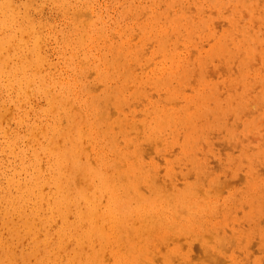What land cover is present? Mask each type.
<instances>
[{"label":"bare ground","instance_id":"obj_1","mask_svg":"<svg viewBox=\"0 0 264 264\" xmlns=\"http://www.w3.org/2000/svg\"><path fill=\"white\" fill-rule=\"evenodd\" d=\"M19 0H17L18 2ZM33 0H30V1H26L25 3L27 5H25L23 7V9L21 10L17 4V2L15 3L14 0H0V137H1V140H0V225H2L4 228H6L7 232H3V234H7L8 233V237L5 238L4 236H0V264H18V261H21V259L23 261H25L27 259L28 256H24V254H20V255H15L13 254V251H12V246L15 242H17L16 240H19L23 234H26V235H30L31 236V250L29 252V255H34L35 259V263H30V264H107L108 260L107 259L109 257L112 258V264H142V259L144 258V262L147 261L145 260V254L147 253L146 255V259H150L149 261H151L152 263H149V264H153V260L152 259H156L155 257L153 258L152 256H150L151 253L154 254V252L156 253V255H158V252L157 250L154 251L153 247H156V244L158 245L159 247V244L156 243V236H158L157 234H155L156 232H161V230L157 231L155 230L157 227L160 226V229H161V225L162 226H167L169 225L168 227V230L172 231V229H174V227L177 228V223L179 224L180 223V219L181 221L185 220L186 222L183 221V224L181 225V227H186V223L189 224V227H193L192 229H194V227L197 226V222L199 221L200 219V216L206 220L209 221V214H210V211H211V208H212V212L216 211L213 209L219 204L217 203L215 200H213L215 197H216V200L218 199L217 196L219 197V195H215L216 193L218 194L219 193V190H215V188H219V184L221 185L222 183H219L220 180H223V179H219L218 180V186L216 185H213L211 187V190L208 189V192L205 190V188H203V186H207L206 184L207 183V178H205V184L201 187H199V179L198 181L195 180V181H192V182H187L184 187L180 190H169V188L171 187L170 185L173 184V181L171 182L170 180V183H169V188L166 187L167 185L164 184L163 180L160 181V177L163 175V173L160 171L159 173H162L161 176L159 177H156L158 176L157 173L156 175L152 174V171L149 172L150 169L148 170H143L141 171L138 167H135L134 165H136V161L133 160V156H132V160L135 161V164L133 162L134 165L132 164H129L127 162V168H134L132 169L133 171L132 172H128L127 171V168L125 169H120V167H124V166H120V167H117L116 166V162H115V159L116 157H114V159L111 160V158H109L110 155V150L113 149L114 147V136H113V133L111 132L112 129V125L115 124L116 120L114 119L112 121H107L109 120L107 116H109L108 114H110V112H112L111 110H109L110 112L107 114V109L110 107V105L108 104L109 103V100L110 102L112 101V99H116L118 100V98H120L121 101L122 98L124 100H127L128 99V103L125 101L126 105L127 104H130L131 102H133V100L131 102H129V98L130 97H134L133 99L137 98V96L139 95V92L141 91H144L143 89H141V91H131L130 89L132 88L133 90V87H135L134 83H132L130 86L133 85V87H130L129 84L133 81V76H132V72L135 71L134 70V67L137 65L136 63L134 64V61H136L138 59V57L140 58V56H138L139 54L137 53V50L134 48V46H130V45H127L124 43L123 40H126L127 41V36L124 37V38H121V40H119L118 42L115 43V41H108L106 39L103 38L102 35H105L107 37H109V34L106 35V30H105V27L103 25H106V24H102L101 21L102 20V16H100L97 11H95L93 5L92 4V0L89 1V0H40L39 3L36 5V6H42L43 3L42 1H49L51 2L53 5H51V8H53L55 11L56 8L58 10H60L63 14H69L67 16V22H65L68 26L67 30L65 29L60 31L61 35L60 36H51L50 37H54L56 39V41H59L57 45V48L60 49V54H57L59 55V59L56 60L55 58V62L53 61L54 59H48L47 55H46V50H45V33H43V31L45 32V29L48 27L47 25V18L42 15V14H39L36 16L34 15L33 11H34V4L32 5V2ZM95 1V0H93ZM106 1V0H105ZM109 1V0H108ZM120 2V0H118ZM123 1V0H122ZM131 1V0H130ZM160 1V0H159ZM188 1V0H186ZM185 1V2H186ZM191 1V0H190ZM194 1V0H192ZM196 1V0H195ZM242 1V0H241ZM239 1V2H241ZM248 2V4L250 3V1L246 0ZM113 1H111L112 3ZM117 2V1H116ZM134 2V1H133ZM142 2V1H141ZM164 2L163 0H161V3ZM168 2V1H167ZM175 2V1H174ZM173 2V3H174ZM197 2V1H196ZM202 2V1H201ZM23 3V4H25ZM97 3V2H96ZM131 3V2H130ZM137 3V2H136ZM150 3H151V0H150ZM149 3V5H150ZM153 3V2H152ZM151 3V4H152ZM156 3V2H155ZM184 4V1L182 0V2ZM187 3V2H186ZM185 3V4H186ZM214 3V2H213ZM224 4V2H222ZM244 3V1L242 2ZM20 4V3H19ZM48 4V3H47ZM106 4V3H104ZM110 4V3H109ZM107 4V5H109ZM154 4V3H153ZM157 4V3H156ZM165 4V3H164ZM164 4L162 7H164ZM179 4V3H178ZM182 4V5H183ZM197 4V3H195ZM199 4V3H198ZM218 4V3H217ZM221 4V3H220ZM246 4V3H245ZM251 4L254 6L253 2H251ZM114 5V3H113ZM121 5V4H120ZM140 5V4H139ZM166 5V4H165ZM176 5V4H175ZM191 5V4H190ZM243 5V4H242ZM241 5V6H242ZM250 5V6H252ZM46 6V5H45ZM128 6V5H127ZM146 6V5H145ZM148 6V5H147ZM159 6H160V3H159ZM218 6V5H217ZM233 6V4H232ZM237 6V5H234V7ZM43 7V6H42ZM96 7V6H95ZM108 7V6H107ZM121 7V6H120ZM132 5L130 6L129 9H131ZM169 7V6H168ZM167 7V8H168ZM172 7H175L174 5ZM201 6H199V9H200ZM205 7V6H204ZM210 6H208L209 8ZM212 7V6H211ZM210 7V8H211ZM238 7V6H237ZM248 7V6H247ZM46 8H48V6H46ZM45 8V9H46ZM102 8V7H101ZM116 8V7H115ZM122 8V7H121ZM142 8V7H141ZM158 8V7H157ZM156 8V9H157ZM188 8H190L189 10H195V9H191V6H189ZM198 8V7H197ZM243 8V7H242ZM251 8V7H250ZM105 9V8H103ZM102 9V10H103ZM119 9V8H118ZM123 9V8H122ZM156 11L155 8H152ZM163 9V8H162ZM161 9V10H162ZM170 10H172L171 8H169ZM176 9H177V6H176ZM179 9V8H178ZM183 9V7H182ZM205 9V8H203ZM235 9V8H234ZM50 10V8H49ZM89 10L90 13H92L93 15H95L94 17V20H92L90 17L89 18H86L87 15H85L86 13H89L87 12ZM100 10V9H99ZM114 9H112L113 11ZM138 10V9H137ZM146 10V8H145ZM144 10V11H145ZM149 10H151V6H150V9H148V12H146L147 14L150 12ZM174 10V9H173ZM188 10V9H187ZM106 11V10H105ZM109 10H107L108 12ZM111 11V9H110ZM115 11V10H114ZM113 11V13H114ZM118 11V10H116ZM115 11V12H116ZM143 12H139L140 15H143L142 13ZM160 11V9H159ZM167 11V10H166ZM164 11V12H166ZM175 11V10H174ZM178 11V10H176ZM181 11V10H180ZM192 11H190L192 13ZM196 11V10H195ZM206 11V9H205ZM248 11H250L248 9ZM100 12V11H98ZM107 12H106V15H107ZM189 12V11H187ZM194 12V11H193ZM203 12V11H202ZM42 13V12H41ZM46 13V12H45ZM60 13V12H59ZM89 13V14H90ZM109 13V12H108ZM118 13V12H117ZM116 13V14H117ZM128 12L126 11L124 14H127ZM156 13V12H154ZM161 13V12H160ZM172 13V11H169L168 12V15H173V14H170ZM178 13V12H177ZM191 13H190V16H191ZM220 13V12H219ZM223 13V12H222ZM221 13V14H222ZM233 13V11H232ZM250 13V12H249ZM253 13H254V10H253ZM256 14H258V12H255ZM264 13V12H263ZM105 14V13H103ZM138 14V13H137ZM151 15V13H149ZM157 14V13H156ZM155 14V15H156ZM175 14V13H174ZM199 14V12H198ZM201 14V13H200ZM199 14V15H200ZM238 14V12H237ZM255 14V15H256ZM55 15V14H54ZM109 15V14H108ZM107 15V16H108ZM118 15V14H117ZM130 15V14H129ZM128 15V16H129ZM164 15V14H163ZM167 15V16H168ZM183 15V14H182ZM205 15V14H204ZM233 15V14H232ZM235 15V14H234ZM233 15V17H234ZM262 15V13H261ZM260 15V16H261ZM50 16V15H49ZM57 16V15H56ZM65 16V15H64ZM90 16V15H89ZM115 16V14H114ZM113 16V17H114ZM126 15V17H128ZM137 16V15H136ZM144 16H145V13H144ZM143 16V17H144ZM185 16V15H184ZM193 16V14H192ZM202 16V14H201ZM92 17V16H91ZM142 17V16H140ZM147 17V16H146ZM149 17V16H148ZM157 17V15L155 16ZM174 17V16H173ZM178 17V16H177ZM171 18L170 16V21L171 20H174L175 22H178L177 19L178 18ZM186 17H189L186 15ZM195 17V16H194ZM193 17V18H194ZM210 17V16H209ZM46 18V19H45ZM106 18V17H105ZM108 18V17H107ZM110 18V17H109ZM117 18V17H116ZM125 18V17H124ZM133 18V17H132ZM139 18V17H138ZM152 19V17H150ZM197 18V16L195 17ZM229 19H231L230 17H228ZM111 19V18H110ZM150 19V20H151ZM162 19L160 23L163 22V18H160ZM180 19V18H179ZM178 19V20H179ZM263 19V18H262ZM52 20V18H51ZM105 20V19H104ZM122 20V19H121ZM124 20V19H123ZM134 19H132L131 21H133ZM138 20V19H137ZM149 20V21H150ZM153 20V19H152ZM151 20V21H152ZM156 20H158V18H154L153 21L156 22ZM166 20L167 17H166ZM186 20V19H185ZM208 20V18H207ZM234 20V19H233ZM243 20V19H242ZM261 21V19H259ZM59 21L58 20V25L59 26ZM66 21V19L64 20ZM107 21V20H106ZM111 21V20H110ZM108 21V22H110ZM143 21V20H142ZM148 21V22H149ZM152 21V22H153ZM181 21V20H180ZM189 21V20H188ZM186 21V22H188ZM205 21V20H204ZM203 21V22H204ZM211 21V20H210ZM213 21V20H212ZM230 21V20H229ZM239 21V20H238ZM104 22V21H103ZM107 22V23H108ZM130 22V21H129ZM128 22V23H129ZM150 22V24L152 23ZM153 23V24H156V23ZM165 22V21H164ZM191 22V21H190ZM195 22V21H194ZM198 22V21H197ZM206 22V21H205ZM223 22L224 19H223ZM262 22V21H261ZM100 23V24H99ZM125 23V21H124ZM132 23V22H131ZM144 23V22H143ZM160 23H159V26L156 27H152L149 23L148 27H152V29L156 28L158 29L160 27ZM193 23V22H192ZM200 23V22H199ZM207 23H211V22H207ZM214 23V21H213ZM226 23V22H225ZM242 24V22H240ZM248 23V22H247ZM263 23V22H262ZM71 24V25H70ZM127 24V23H126ZM125 24V25H126ZM142 24V23H141ZM158 24V23H157ZM164 24V23H163ZM167 24V22L165 23ZM173 24V23H172ZM188 24V23H187ZM198 24V23H197ZM204 24V23H203ZM234 24V23H233ZM239 24V23H238ZM244 24V23H243ZM108 25V24H107ZM109 25H112L109 23ZM108 25V27H109ZM124 25V27H125ZM129 25H131L129 23ZM168 25V24H167ZM171 25V24H169ZM168 25V26H169ZM176 25V24H175ZM178 25V24H177ZM184 25V24H183ZM182 25V26H183ZM190 25V24H189ZM128 26V25H127ZM126 26V27H127ZM132 26H133V29L135 28L133 23H132ZM141 26V25H140ZM163 26V25H162ZM167 27V29H169ZM191 26V25H190ZM189 26V27H190ZM203 26V25H202ZM208 26V25H207ZM215 26V25H214ZM236 26V25H235ZM234 26V27H235ZM238 26V25H237ZM243 26V25H242ZM251 26V25H250ZM52 27H54L55 29V26L53 25ZM51 27V28H52ZM86 27H89V29H87ZM115 27V26H114ZM125 27V28H126ZM175 28H177L176 26H174ZM186 27V26H185ZM192 27V26H191ZM209 27L210 24H209ZM208 27V29H209ZM216 27V26H215ZM214 27V28H215ZM228 27L229 24H228ZM239 27V26H238ZM244 27V26H243ZM247 27V26H246ZM58 28V27H57ZM61 28H64V27H61ZM66 28V27H65ZM113 28V27H112ZM118 28V27H117ZM143 28L146 30L148 28L146 27H142V31H143V34H144V30ZM171 30H175V28H173V26H171ZM183 28V27H181ZM198 28V27H196ZM203 28V27H202ZM205 28V26H204ZM217 28V27H216ZM223 28V27H222ZM49 29V28H48ZM107 29V27H106ZM119 29V28H118ZM121 29V28H120ZM119 29V30H120ZM124 29V28H123ZM122 31H116V33H119V34H122L123 30ZM136 29H138L136 27ZM151 29V28H150ZM148 29V32L149 30ZM151 29V30H152ZM165 31H166V28H164ZM193 29V28H192ZM224 29V28H223ZM244 29V28H243ZM130 30V29H129ZM135 30V29H134ZM161 30H162V27H161ZM170 30V32H171ZM181 30V29H180ZM188 30V29H187ZM194 30V29H193ZM196 30V29H195ZM194 30V31H195ZM229 30L230 32V29H227ZM226 30V31H227ZM246 30V28H245ZM244 30V32H245ZM248 30H249V27H248ZM54 31V30H52ZM56 31V30H55ZM58 31V29H57ZM115 31V30H114ZM128 31V29H127ZM127 31H126V34H127ZM136 31V30H135ZM139 31V30H137ZM137 31L135 33V36L137 34ZM154 31V30H153ZM152 31V32H153ZM156 31V30H155ZM159 31V30H158ZM164 31V35L166 33H169L168 30L165 32ZM178 32V29L176 30ZM183 31V29L181 30V32ZM198 31V30H197ZM210 31V30H208ZM216 31V30H215ZM221 31H224L225 34L227 33L225 30H221ZM233 31V30H231ZM236 29H235V33H236ZM258 31V30H257ZM50 32V31H49ZM122 32V33H121ZM130 32V31H129ZM140 32V31H139ZM151 32V31H150ZM151 32V34H152ZM163 32V30L161 31ZM196 32V31H195ZM207 32V31H206ZM205 32V34H207ZM250 32V30H249ZM248 32V33H249ZM47 33V32H46ZM111 34H113L114 32H110ZM125 33V31H124ZM158 36L160 32L157 33V31L155 32ZM176 33V32H175ZM184 33V32H183ZM182 33V34H183ZM188 33V32H187ZM190 33V34H189ZM188 34L191 35L192 32H189ZM199 33V32H198ZM221 33V32H220ZM234 33V31L232 32ZM235 33H234V37L235 36ZM239 33V32H238ZM237 33V34H238ZM241 33V31H240ZM257 33V32H256ZM58 34V33H57ZM56 34V35H57ZM102 34V35H101ZM134 35V33H132ZM147 34V33H146ZM145 34V35H146ZM150 34V36H151ZM154 34V33H153ZM156 34H154V36H156ZM169 34H166L163 38L166 37L167 40L170 41V39H168V35ZM173 34V33H172ZM180 33L178 32V35ZM210 34V33H209ZM223 34V33H222ZM222 34L221 36H219L218 38L220 39V37H222ZM229 34V33H228ZM227 34V36H228ZM231 34V32H230ZM252 34V35H251ZM250 35L251 36H254L253 33H251ZM260 34V33H259ZM55 35V34H54ZM142 35V34H141ZM163 35V34H161ZM188 35V36H189ZM204 35V34H202ZM212 35V34H210ZM220 35V34H219ZM240 35V34H239ZM245 34H243V36L241 37H245L244 36ZM112 36H115L116 35H112ZM130 37V33L128 35ZM134 36V37H135ZM140 36V35H139ZM147 36V35H146ZM144 35L140 36V38L142 37H146ZM148 36V38L150 37ZM156 36V37H158ZM171 35H169V38H170ZM177 36V35H176ZM181 36V34H180ZM192 36V35H191ZM199 36V34H198ZM201 36V35H200ZM209 36V35H208ZM262 36V35H260ZM259 36V37H260ZM48 37V35H47ZM105 37V38H106ZM132 38L135 39V38ZM138 37V36H137ZM152 37V36H151ZM150 37V39H152ZM156 37H153L154 41H155V38ZM162 37V36H161ZM174 37V36H173ZM210 37V36H209ZM207 37V38H209ZM212 37V36H211ZM240 37V36H239ZM240 37V38H241ZM257 37V40L258 38ZM110 38H111V35H110ZM114 38V37H113ZM118 38V37H117ZM116 38V40H117ZM140 38H136L137 39H140ZM147 38V39H148ZM161 41H159V43L161 42L162 44V48H163V45L165 48H167L165 45V39ZM188 38V37H187ZM195 38H196V35H195ZM200 38V37H199ZM206 38V37H205ZM217 38V37H216ZM223 38H226L223 37ZM230 38V37H229ZM239 38V39H240ZM129 39V38H128ZM145 39V38H144ZM144 39H141L143 40L144 42L146 41L147 45H151L149 43V39L147 40H144ZM174 38H172V40H174ZM181 38L178 37V39L176 40H180ZM186 39V37H185ZM191 39V38H190ZM201 40L204 39V38H200ZM212 38H209V41H211ZM233 39V37H232ZM236 39V38H234ZM233 39V40H234ZM245 39V38H243ZM250 39V38H249ZM47 40V39H46ZM49 40V38H48ZM110 40V39H109ZM130 40V39H129ZM128 40V41H129ZM159 40H160V37H159ZM166 40V42H167ZM175 41V44H173L172 42V46L174 45V48L176 46L179 47V45H176V43L178 41ZM188 40V39H187ZM206 41L203 42V44L207 43V39H205ZM217 39H215L214 42H217L216 41ZM222 40V39H221ZM228 40H231L230 39H227L226 42ZM256 40V38H255ZM253 40L252 44H253V47L257 44V42H260L261 40L263 41V39L260 40L259 38V41H255ZM55 41V40H54ZM135 41V40H134ZM142 41V42H143ZM148 41V42H147ZM191 41V40H189ZM189 41L187 42V44L189 43ZM220 41V40H219ZM218 41V42H219ZM223 41H225L223 39ZM235 41V40H234ZM238 41V40H237ZM242 40H239V43H241ZM254 41L256 42V44H254ZM105 42H108L109 44L113 45V48L111 47H108L109 49H107L106 51H104L103 49V52H100V53H97V50L96 52L92 53L91 50L93 49L92 47H94L95 45H100V44H104ZM141 42V43H142ZM143 42V43H144ZM150 42H153L152 40H150ZM156 42H157V38H156ZM182 42L184 43L185 41L182 40ZM197 42V41H196ZM201 42V41H200ZM200 42L198 43L199 44V47L201 49V46H200ZM213 43V41H211ZM246 41L244 40V42L242 41V43L240 44L242 46V44H246L247 46V43H245ZM250 42V41H249ZM264 42V41H263ZM56 43V42H55ZM63 44H65L66 47H64ZM139 43V41H138ZM144 43V44H146ZM149 43V44H148ZM164 43V44H163ZM170 43V45H171ZM179 43V42H178ZM195 43V42H193ZM237 45V47H239L240 45ZM48 44V43H47ZM46 44V45H47ZM50 44V43H49ZM52 44V43H51ZM109 44H106L107 46ZM156 44V43H154ZM169 44V43H168ZM182 44V43H181ZM186 44V43H185ZM183 44V46L185 45ZM186 44V45H187ZM191 45L192 42L190 43ZM202 44V46H203ZM219 44H221L222 46L215 44L213 43V45L215 46L216 49H218L219 47V50L222 49V51L224 50H227V48L224 49V46L226 44H229V43H222V41L219 42ZM233 44V43H231ZM236 44V42H235ZM55 45V44H54ZM105 45V48H107V46ZM145 46V45H142L143 48L146 49V47L148 46ZM185 45V46H186ZM191 45H190V48H191ZM197 45V44H196ZM209 45H211V43L209 42ZM230 45V44H229ZM249 45V44H248ZM261 45V44H260ZM110 46V45H109ZM145 46V47H144ZM153 47H155L154 45H152ZM181 46V45H180ZM181 46V47H183ZM212 46V45H211ZM217 46V47H216ZM228 46V45H226ZM232 46V45H231ZM235 45L233 44V47ZM240 46V47H241ZM262 46V45H261ZM261 46L259 48V50L257 49L258 52H260L261 50ZM48 47V46H47ZM56 47V46H54ZM159 47H160V44H159ZM158 47V48H159ZM170 47V46H169ZM169 47L167 48L168 49V53H169ZM205 47V46H204ZM203 47V48H204ZM208 47V46H207ZM243 47V46H242ZM249 47V46H248ZM51 48V47H49ZM96 48V47H95ZM137 48V47H136ZM142 48V49H143ZM187 48V47H185ZM202 48V49H203ZM209 48V47H208ZM207 48V49H208ZM211 48L213 49V46L210 47V49L208 50H211ZM235 48V47H234ZM256 48L257 46L255 47V49H251L250 47V51H255L254 53H251L254 54L256 56ZM53 49V48H52ZM138 49V48H137ZM156 49V48H154ZM177 49H182V48H177ZM188 49V48H187ZM193 49V51L195 49H197L196 47L194 48H191ZM190 49V50H191ZM199 49V50H200ZM233 49V48H231ZM242 49H245V48H242ZM242 49H238L235 51V53L238 51V54H240V56L243 54H241V51ZM249 49V48H248ZM101 50V49H100ZM139 50V49H138ZM147 50L145 51V56H146V53H147ZM161 52L164 51L163 49H160ZM178 50V51H179ZM182 50H185L186 49H182ZM189 50V49H188ZM199 50H198V54H201L202 53H199ZM206 50V49H205ZM228 50H230V48H228ZM50 51V50H49ZM48 51V52H49ZM58 51V49H57ZM56 50L54 52H57ZM143 51V52H144ZM151 51L153 52V49H151ZM166 51V50H165ZM175 51V49L173 50ZM176 51V55H178L179 53H181V50L178 52ZM192 51V50H191ZM197 51V50H196ZM195 52V55L193 56L195 58V56L197 55V53ZM216 51V50H215ZM247 51V50H246ZM99 52V51H98ZM140 52V51H139ZM156 52V50H154V53ZM160 52V53H161ZM167 52V51H166ZM171 52V51H170ZM192 52V54L194 53ZM201 52V50H200ZM205 51H203V55H205L206 53H204ZM213 52H214V49H213ZM212 50H211V53H213ZM219 52V51H218ZM232 52V50H231ZM240 52V53H239ZM262 52H264V50L262 49ZM50 53V52H49ZM148 53L150 54L151 52L148 51ZM167 53V54H168ZM174 53V52H173ZM188 51L185 53L187 55ZM245 53V52H244ZM53 54V53H52ZM140 54H143L142 52H140ZM148 54V56H149ZM152 54V53H151ZM155 54H158L159 55V51L158 53H155ZM154 54V55H155ZM172 54V53H170ZM175 54V53H174ZM174 54H173V58H171V56L168 58L169 61L172 59H174ZM189 54V53H188ZM209 54V52L207 53ZM221 54V51L220 53ZM219 54H217L219 56ZM223 56L225 53H223ZM222 54L220 55L221 58H223ZM228 54V53H227ZM226 54V55H227ZM231 55H233L232 53H230ZM260 54V53H258ZM258 54L256 57H258ZM164 57H165V53L163 54ZM175 55V56H176ZM185 55V56H186ZM191 55V53H190ZM202 55V56H203ZM212 55V54H211ZM216 54L214 53V56ZM215 56V57H218V56ZM237 55V53H236ZM235 56H232V57H236ZM247 56V54H245ZM250 55V56H251ZM254 55H253V58H254ZM262 55V54H261ZM264 55V54H263ZM262 55V56H263ZM53 56V55H52ZM153 56V54L151 55ZM151 56L149 57L151 59ZM179 56V55H178ZM181 56V55H180ZM179 56V57H180ZM184 56V55H183ZM200 56V55H198ZM207 55H205L206 57ZM212 56V57H214ZM239 55H237V58H238ZM239 56V57H240ZM245 56V58H247ZM249 56V57H250ZM142 57H144L143 55L141 56V59ZM147 57V56H146ZM158 57V56H156ZM154 58V61H157L158 59L157 58ZM179 57L176 56V60H175V63H171V65H168L167 63V60H166V65L167 66H163V68H160V73L156 76L154 73L153 75H155V80L153 82H155V86L157 85H161L162 83H164V80H168V79H173V78H176V77H179L181 78L180 76L182 75V77L185 75V73L188 72V69H187V64H186V61L187 60V57L190 59V56L187 55V57H185V59H183L182 57H180L181 59H179ZM192 57V55H191ZM209 58L211 56H208ZM206 57V58H208ZM225 57V56H224ZM226 57H229L226 56ZM231 57V56H230ZM231 57V58H232ZM248 57V59H249ZM256 57L253 59L256 61ZM261 57V56H260ZM264 57V56H263ZM52 58V57H51ZM145 58V57H144ZM143 58V59H144ZM160 58V57H158ZM193 58V59H194ZM197 58H200V57H197ZM197 58H195L197 60ZM220 57L216 58L217 61L218 60H221V58L219 59ZM230 58V59H231ZM233 60H235L236 62V58ZM242 59V56L240 57ZM239 58V59H240ZM245 58L244 61H245ZM259 58V57H258ZM139 59V60H141ZM146 59V58H145ZM148 59V57H147ZM149 59V60H150ZM157 59V60H155ZM192 59V58H191ZM190 59V60H191ZM192 59V60H193ZM202 59L205 60L204 56L202 57ZM214 58L210 59L211 61L213 60ZM224 59V58H223ZM226 59V58H225ZM225 59H224V62H225ZM229 59V60H230ZM238 59V60H239ZM241 59L239 60L240 62V65L242 64V61ZM263 58H261L260 60H262ZM152 60V59H151ZM163 62L165 61L164 59H162ZM201 59H198V62H200L202 64L201 61H199ZM209 61V59H207ZM206 60V61H207ZM252 60V61H253ZM259 61V59H257ZM146 60H143V61H140V62H145ZM159 61L161 62V60L159 59ZM207 61V62H208ZM227 63H228V60L226 59ZM248 61V60H247ZM250 61H251V57H250ZM251 61V62H252ZM264 61V59L262 60ZM261 61V62H262ZM151 62V61H150ZM160 62L157 61V63L160 64ZM197 61H193V71L192 72H196L195 73V76L197 73V68L196 67L198 65H195V63ZM206 62V64H207ZM221 62V61H220ZM223 60L220 64L224 63ZM230 62V61H229ZM233 62V61H232ZM249 62V61H248ZM251 62H249L251 64ZM260 62V61H259ZM142 63V64H143ZM146 63V62H145ZM148 63V62H147ZM162 63V62H161ZM209 63V62H208ZM216 63V61H215ZM215 63H213L215 65ZM254 64V62H252ZM258 63V62H257ZM256 63V64H257ZM264 62H262L261 65H264L263 64ZM62 64V65H61ZM159 64H156L155 65H159ZM190 64V63H189ZM204 64V63H203ZM204 64V65H206ZM218 63H216V66L218 67ZM225 64V63H224ZM222 64V65H224ZM237 65V62L235 63ZM260 64V63H259ZM61 65V66H60ZM134 65V67H133ZM140 65V64H139ZM146 65V64H145ZM153 67H154V62L152 63ZM151 65V66H152ZM161 65V64H160ZM208 65V64H207ZM206 65V66H207ZM214 65H208L209 67L212 66L211 68L212 69H216L217 71V68H213ZM227 64H225L226 66ZM233 65V64H232ZM240 65H237V66H240ZM243 65H247V64H243ZM60 66V67H59ZM149 66V65H148ZM199 66V65H198ZM205 66V67H206ZM208 66L206 67V69H210L208 68ZM221 66V65H220ZM224 66V67H225ZM236 66V67H237ZM250 67L252 65H249ZM59 67V68H58ZM137 67V66H136ZM135 67V69H136ZM143 67H145L143 65ZM150 67V66H149ZM148 67V68H149ZM158 67V66H156ZM154 67V68H156ZM167 67V68H166ZM204 67V68H205ZM223 67V68H224ZM227 67V66H226ZM235 66L233 65L232 68H234ZM236 67L234 69H236ZM245 67V66H244ZM249 67V68H250ZM254 67H257L256 69H258V66H255V64L253 65L252 68ZM262 68V66H260ZM139 68V67H137ZM220 68V67H218ZM230 66V69L231 71H233ZM241 68V67H240ZM243 68V66H242ZM58 69V71L56 70ZM143 69V68H141ZM145 69H147V67H145ZM152 67L150 68V71H151ZM221 69V68H220ZM220 69H218V71L220 72ZM227 69V68H226ZM225 69L226 72L224 73H228L227 70ZM229 69V71H230ZM246 69V72H247V68ZM251 69V68H250ZM255 69V70H256ZM157 70V69H156ZM190 70V69H189ZM199 70V68H198ZM237 70V69H236ZM261 70V69H259ZM94 73V79L97 81V84L99 83V85L101 86V91L100 93H91V86H92V81L88 82L87 80V76L90 75V73ZM145 71V70H144ZM147 71V70H146ZM149 71V70H148ZM153 71V70H152ZM206 71V70H205ZM212 71V70H211ZM210 71V72H211ZM215 71V70H213ZM211 72L209 73L208 72H204L203 74L204 75H201L202 73H200L199 71V74L200 77L204 76L203 78H205V75H209V74H214V72ZM215 71V73H216ZM217 71V72H218ZM222 71V70H221ZM224 71V70H223ZM230 71V72H231ZM241 72V70H239ZM239 71H235V72H238ZM245 71V70H244ZM250 71L252 72H258V70L256 71H253V69H251ZM56 72H58V74H56ZM159 72V70L157 71ZM249 72V71H248ZM262 72V71H261ZM260 72V73H261ZM137 72H135L136 74ZM140 73V72H139ZM141 73H143L141 71ZM140 73V74H141ZM146 72H144L145 74ZM194 73L190 74V72H188V75L189 77L191 75H194ZM223 73V72H222ZM223 73V74H224ZM233 74V72H231ZM230 73V74H231ZM259 73V74H260ZM138 74V73H137ZM220 74V73H219ZM231 74V75H232ZM257 74V78L259 77ZM151 75V74H149ZM229 75V74H228ZM227 75V76H228ZM238 75V74H237ZM262 75V74H260ZM91 76V75H90ZM137 76L139 75H136L135 77L137 78ZM142 76V75H141ZM139 76L138 79L141 77ZM144 76H148L147 75H144ZM187 76V75H186ZM186 76H184L183 78H185L186 80ZM211 76H214V75H211ZM216 76H218V74H216ZM214 76V77H216ZM220 76H225L224 75H220ZM220 76H218V78L216 79V82H218L217 80L221 81L220 80ZM242 76V75H241ZM243 76H244V72H243ZM246 76V74H245ZM244 76V78H245ZM250 76V75H248ZM247 76V77H248ZM253 76V74H252ZM252 76H250L252 78ZM188 77V78H189ZM198 77V76H197ZM207 77V76H206ZM214 77H212L214 79ZM232 77V76H230ZM229 77V78H230ZM238 76H236L235 78H237ZM246 77V79H248ZM249 77V78H250ZM263 77V75H262ZM90 78V77H89ZM150 78V77H149ZM148 78V79H149ZM196 79V77H194ZM243 77L240 78V82H241V79H244ZM249 79V82L250 83V80H253V79ZM253 78H255V76H253ZM261 78V76L259 77ZM143 79V78H142ZM154 79V77H153ZM206 79V78H205ZM204 79V80H205ZM227 79V78H226ZM233 79V78H232ZM245 79V80H246ZM262 79V78H261ZM261 79L260 82H261ZM137 80V79H136ZM182 80V79H181ZM184 80V82H185ZM202 80V79H201ZM203 80V81H204ZM208 80V79H207ZM212 80V79H211ZM210 80V81H211ZM223 80L224 77H223ZM228 80V79H227ZM238 79H235V80H228L226 81L227 83H229L231 81V83H233L232 81H234L235 83V86L236 84H239L240 82L237 81ZM245 80H242L245 81ZM257 80V79H256ZM259 80L257 81L256 84H259ZM145 81V79H144ZM150 82H146V88H148L149 85L147 84H151V79H149ZM178 81V79H177ZM180 81V80H179ZM188 81V80H187ZM191 81V78L189 79V82ZM195 82V80H193ZM192 81V82H193ZM209 81V82H210ZM237 81V82H235ZM247 81V80H246ZM255 81V80H254ZM253 81V82H254ZM141 82V81H140ZM139 82V83H140ZM174 82V80H173ZM199 82V81H198ZM214 82V81H213ZM222 82V81H221ZM220 82V83H221ZM225 82V81H223ZM252 82V83H253ZM256 82V81H255ZM96 83V82H95ZM137 82H135L136 84ZM186 83V82H185ZM233 83V84H234ZM247 83V84H248ZM145 84V82L142 84H140V86L142 87L143 85ZM165 84V83H164ZM171 84V83H170ZM179 84V83H178ZM191 84V83H190ZM189 84V85H190ZM200 84V82H199ZM197 84L198 86L195 85L194 87V90L195 92L197 93V95L195 96V103L198 105L197 106V110H192L191 111H188L187 109H183V112L186 114L184 115L185 118H180L182 117L183 115H177L176 113H172V112H168L167 110V119L165 120H162L161 118H159L158 116L157 117H152L151 116V119H150V123L152 124L150 126V131L151 129L152 130H155V135H156V139H160V140H155V141H151V140H146V143H148L147 141H150L149 143H157L158 141H161L162 138H158L160 137L159 135H162L161 132L163 130H165L166 128H171V127H176L178 124H180L178 122V119H182L183 121H186L188 119H190L192 116L193 118H191L189 120V122H187V126L190 125L189 123H191L192 119H194V115L197 116V115H200V117H202V115L204 116H207L210 112H211V109H213L211 107V109H208L207 107V98H208V101H210L212 98H215L212 96L211 98V93H208V94H203L201 91L204 90L203 89V85L202 84ZM207 84V83H206ZM211 84V85H210ZM214 84V83H213ZM219 85V82L217 83ZM226 84V83H224ZM241 84V83H240ZM243 84H246V82L242 83L240 86H242ZM246 84V86H248ZM264 84V83H263ZM95 85V84H94ZM98 85V87H99ZM138 85V83L136 84ZM168 85V84H167ZM215 85V84H214ZM227 85H230L227 84ZM227 85H225V89L227 87ZM251 85V83H250ZM252 85H255V84H252ZM251 85V86H252ZM97 86V85H96ZM96 86L94 87L96 89ZM128 86L130 87V92L128 91L129 94H125V91L126 89H128ZM139 86V88H141ZM171 86V85H169ZM194 86V85H193ZM193 86H190V87H193ZM214 87L212 86V83H209L208 87ZM217 86V85H216ZM222 86H223V83H222ZM233 86V85H232ZM230 85V89L232 87ZM239 86V85H238ZM238 86H236V90L238 89ZM240 86H239V89H240ZM244 86V85H243ZM244 86V87H246ZM137 87V86H136ZM145 87V86H144ZM151 87H154V86H151ZM172 87H176V86H172ZM190 87L188 86V88L190 89ZM232 87V88H233ZM254 86H252L251 88H253ZM100 88V87H99ZM150 88V87H149ZM160 90V87H156V89ZM197 88V89H196ZM221 88H224V87H221L220 86V89ZM250 88V86L248 87ZM247 88V89H248ZM138 89V88H137ZM151 89V88H150ZM173 89V88H172ZM177 88H175L176 90ZM187 89V88H185ZM188 89V90H189ZM192 89V88H191ZM190 89V91H191ZM219 89V90H220ZM234 89V90H235ZM94 90V89H93ZM98 90V88L96 89V91ZM181 90V89H180ZM217 90V91H219ZM233 90V94L234 91ZM242 90V89H240ZM244 90V89H243ZM251 90V89H250ZM150 92V90H148ZM148 91H144V92H147L149 93ZM153 91V90H152ZM151 91V92H152ZM157 91V90H156ZM164 91V90H163ZM162 91V87H161V90L160 92L158 93H161L163 92ZM185 91V90H184ZM189 91V92H190ZM193 91V90H192ZM212 89L209 91L211 92ZM220 91H226V90H220ZM220 91L219 93L217 92V94H220ZM232 89L229 91L231 92ZM238 91V90H237ZM249 91V89H248ZM248 91H243L244 93L247 92L249 96H251L249 94ZM252 91L251 90V94H252ZM167 92V91H165ZM164 92V93H165ZM173 91H171V94H172ZM228 92V91H227ZM239 92V91H238ZM154 93V91H153ZM153 93L150 94V96L153 98ZM163 93V94H164ZM175 93V92H174ZM184 94L183 95H180L178 94V97L179 95L181 96L180 99H182V96L184 97L185 95V92H183ZM205 93V92H204ZM222 93V92H221ZM142 95H144L143 93H141ZM155 94V93H154ZM162 94V93H161ZM162 94V95H163ZM166 95L167 98L168 97H174L173 95ZM224 94H227V93H224ZM232 94V95H233ZM241 94V92H240ZM246 94V93H245ZM124 95H128V98L124 97ZM147 95V94H145ZM157 95V93H156ZM176 95V94H175ZM214 95V94H213ZM237 95V94H236ZM247 95V94H246ZM247 95V96H248ZM141 95H139L138 97H140ZM148 96V95H147ZM149 96V97H150ZM158 96V95H157ZM165 96V95H164ZM165 96V98H166ZM220 96V95H219ZM218 96V97H219ZM224 97L226 95H223ZM230 97L227 96V98H232L231 97V94L229 95ZM234 96V95H233ZM243 96V94H242ZM143 97V96H142ZM155 97V96H154ZM209 97H210V100H209ZM217 97V99H218ZM236 97H240V96H236ZM234 97V98H236ZM245 98V96H243ZM40 98H43L44 99V105H36L35 104V111H36V114H37V117L38 119H36L37 121H34V120H31L29 119V113L30 111H32V103L35 99H40ZM158 98V97H157ZM166 98V99H167ZM169 98V99H170ZM251 100H253L252 98L253 97H249ZM142 99V98H141ZM148 100V98H144V100ZM150 99V98H149ZM168 99V100H169ZM179 99V98H178ZM177 99V96H176V100ZM215 99V100H217ZM227 99L226 103H229L231 101L232 103V100L234 101V99ZM239 99V98H238ZM247 99V97H246ZM249 99V100H250ZM256 98L254 97V100ZM260 98H258L259 100ZM119 100V101H120ZM143 100V99H142ZM141 100V101H142ZM145 100V101H146ZM151 100V99H150ZM154 100V99H153ZM163 100V99H162ZM161 100V96H160V101ZM165 100V99H164ZM167 100V102H168ZM171 100V99H170ZM183 100V99H182ZM206 100V101H205ZM253 100V101H254ZM256 100V101H258ZM136 100H134V103H135ZM149 101V100H148ZM173 101V99H172ZM174 101H175V97H174ZM184 101V100H183ZM182 101V102H183ZM192 101V100H191ZM206 103H205V102ZM229 101V102H228ZM261 101V100H260ZM40 102V101H39ZM139 103V99L138 101H136V103ZM144 102V101H143ZM142 102V103H143ZM158 102H159V98H158ZM165 102V101H163ZM177 103L181 101H176ZM174 102V103H176ZM239 102V101H238ZM251 102V101H250ZM137 103V105H138ZM166 103V102H165ZM209 103V102H208ZM237 103V102H236ZM240 103V102H239ZM238 103V104H239ZM242 103V102H241ZM240 103V104H241ZM248 103V102H247ZM252 103V102H251ZM259 103V102H258ZM108 104V106H107ZM148 104V103H147ZM146 104V106H147ZM172 104V103H171ZM191 104V103H189ZM210 104V103H209ZM208 104V105H209ZM213 104V103H212ZM216 104V102H215ZM221 104V103H220ZM219 104V105H220ZM223 104V103H222ZM246 104V103H245ZM256 104V107L258 106L257 102L255 103ZM116 105V103H115ZM167 105V104H166ZM179 105V104H178ZM214 105V104H213ZM234 105V104H233ZM250 105V103L247 104V106ZM253 105V103H252ZM113 107V105H111ZM130 106V105H129ZM145 106V104H144ZM145 106V108H146ZM161 106V105H160ZM168 106V105H167ZM166 106V108H167ZM192 106V105H191ZM211 106V105H210ZM223 106V105H222ZM221 105L220 106H217L215 105V108L216 107H222ZM242 106H243V103H242ZM241 106V108H243ZM246 106V107H247ZM255 106V105H254ZM25 107H28V108H25ZM108 107V108H107ZM116 107V106H115ZM125 107V106H124ZM140 107V106H139ZM137 108V106L135 105V108H137L138 112H140L139 110H141L140 108ZM148 107H151V105ZM147 107V108H148ZM156 107V106H155ZM183 107V106H182ZM190 106H188L187 108H189ZM194 107V106H193ZM192 107V108H193ZM245 107V108H246ZM249 107H252V106H248L247 108ZM107 108V109H106ZM111 108V107H110ZM126 109H124V112L125 110H127V106L125 107ZM131 108V107H130ZM152 108V107H151ZM154 108V107H153ZM158 108L160 109V107L158 106ZM174 108V107H173ZM191 108V107H190ZM195 108V107H194ZM231 108V107H230ZM245 108L242 110L243 112L245 111ZM129 109V107H128ZM165 109V108H164ZM220 109V108H219ZM219 109H217L216 111H218V113L215 111L216 115L219 114ZM234 109V108H232ZM253 109V110H252ZM255 108H250V112L252 111H255L254 110ZM119 110V109H117ZM133 109H130V113L134 114V111L136 110H133ZM136 110V111H137ZM145 110V109H143ZM158 110V109H157ZM221 110V109H220ZM229 110V109H228ZM240 110V109H239ZM247 111H245L244 113L247 114L249 113V109H246ZM120 111V110H119ZM118 111V112H119ZM149 111V110H148ZM163 111V110H162ZM223 111V110H222ZM114 112V113H113ZM113 115L115 114V110H113ZM151 111H149L148 113H150ZM158 113L160 112L159 110L157 111ZM178 112V111H177ZM180 112V111H179ZM232 112V110H230V113ZM251 112V113H252ZM112 113L110 115V117L112 116ZM121 113V112H120ZM128 113V112H127ZM143 113V112H142ZM146 113V111H145ZM152 113V112H151ZM182 113V112H180ZM194 113V114H193ZM229 112L226 113L227 114V117L228 114H230ZM234 113V112H232ZM241 113V112H239ZM136 114L138 115V113L136 112L135 113V116ZM141 114V113H140ZM242 114V113H241ZM244 114V115H245ZM35 115V114H34ZM119 115V114H118ZM144 115V113H143ZM152 115V114H151ZM162 115V112L161 114ZM164 115V114H163ZM211 115V114H210ZM213 115V114H212ZM243 115V114H242ZM128 116V114H127ZM133 115L130 116V118L132 117ZM140 116V115H139ZM203 116V117H204ZM222 116H225V115H222ZM240 116V114H239ZM238 116V118H239ZM9 117H11L12 119H14V123L16 124V126H19V127H22L21 129L19 128H16V129H9L8 127H5L3 126V122L6 121V123L8 122L9 120ZM118 117H121V116H117L115 118H117V124L116 125H113L115 126V129L114 131L116 130V128L118 129V127L120 129H118V132L119 130H121L122 132L125 131L126 133V130L127 132L130 131L128 130L130 127H132L131 125V122L128 123L129 121H132L133 125L135 122H138L134 120H130L129 117L126 118L124 117V120L123 119H119ZM148 117V116H147ZM165 116H163L164 118ZM199 117V116H198ZM202 117V118H203ZM226 117V116H225ZM224 117V118H225ZM241 117V116H240ZM114 118V117H112ZM136 118V117H135ZM141 118V117H140ZM166 118V117H165ZM207 118V117H206ZM206 118H203V122H204V119ZM214 118V117H213ZM212 118V119H213ZM217 118V117H216ZM223 118V117H222ZM234 118V117H233ZM236 120L238 119L236 116H235ZM234 118V119H235ZM127 119V123H128V126H130L129 128L127 127L126 125V120ZM129 119V120H128ZM131 119H134L133 117ZM142 119V118H141ZM147 118L145 117L143 119V121L141 122H144V120H146ZM196 119H199V118H196ZM201 119V118H200ZM209 119V118H208ZM207 119V120H208ZM219 119V118H217ZM216 119V120H217ZM230 119V118H229ZM137 120H138V116H137ZM180 120V121H182ZM202 120V119H201ZM200 120V121H201ZM210 120V119H209ZM208 120V121H209ZM226 120V119H225ZM223 120V121H225ZM125 121V122H124ZM140 121V119H139ZM194 121V120H193ZM207 121V122H208ZM228 121V119H227ZM226 121V123H227ZM106 122V125H107V122H112L111 124V127H108V129L103 128L102 127V124ZM141 122H138L139 125ZM147 122V121H146ZM196 123V121H194ZM205 122V123H207ZM246 122V121H245ZM182 123V122H181ZM198 123H199V127L203 125H200V122L198 120ZM207 125V124H205ZM217 123H219L217 121ZM9 125V123H7ZM109 124V123H108ZM130 124V125H129ZM137 124V123H136ZM135 124V126H136ZM143 124V123H142ZM149 125V123H147ZM146 124V125H147ZM209 124V122H208ZM11 125V124H10ZM105 125V124H103ZM118 125V126H117ZM126 125V127H125ZM147 125V128L143 127L145 126L144 124L142 125V128L143 130H145V133H147V135H151V134H148L149 132L148 131V126ZM224 125V123H223ZM227 125V124H226ZM232 125V124H231ZM181 126H183L181 124ZM186 128L187 126L184 125ZM183 126V127H184ZM196 126V124H195ZM198 126V125H197ZM196 126V127H197ZM202 126V127H203ZM211 126V125H210ZM215 126V125H213ZM225 126V125H224ZM137 127V126H136ZM135 127V128H136ZM139 127V126H138ZM188 127H191V126H188ZM201 127V128H202ZM209 127V125H208ZM114 128V127H113ZM125 128H128V129H125ZM141 128V126L139 127ZM137 128L135 130L134 133H136V131L138 132L140 129ZM180 128V127H179ZM175 129L177 130L178 132V129ZM186 128L184 130H186ZM200 128V129H201ZM183 129V128H182ZM196 129V128H195ZM199 129V130H200ZM206 129V128H205ZM204 129V130H205ZM220 129H223L222 127ZM110 130V131H109ZM142 130V131H143ZM183 130V131H184ZM189 129L187 128V131ZM192 130V129H191ZM190 130V131H191ZM113 131V130H112ZM132 131V130H131ZM130 131V133H131ZM134 131V129H133ZM141 131V132H142ZM168 131V129H167ZM190 131H188L189 133L186 134L184 133V136L182 137H177L179 139H182V142L180 141V144L183 145V150L184 151H188L187 148L188 147H192L193 146V143L190 144V141L192 142L193 138L192 137H195V133H199V131L196 132V130H192L194 133L192 136L190 133ZM214 131V130H213ZM116 132V131H115ZM173 132L175 133L176 131H174L173 129ZM176 132V133H177ZM180 133L182 131H179ZM204 132V131H203ZM210 131H208L209 133ZM221 132V131H220ZM112 133V135H111ZM120 133V132H119ZM125 133H124V136H125ZM129 133V132H128ZM133 133V132H132ZM144 133V132H143ZM160 133V134H159ZM164 133V132H163ZM167 132H165L166 134ZM168 133L170 134V131H168ZM176 133L175 135H171V136H176ZM122 134V133H120ZM120 134H117V138L116 139L117 141H119L118 144H120V141L119 140V137H120ZM141 134V133H140ZM154 134V133H153ZM158 134V136H157ZM168 134V135H169ZM182 134V133H181ZM207 134V132L205 133V135ZM213 134V133H212ZM123 135V134H122ZM127 135V134H126ZM136 135V134H135ZM138 135V133H137ZM141 135H144V134H141ZM155 135H152L154 136L155 138ZM209 135V134H208ZM210 135H211V132H210ZM210 135L207 136V141H210ZM119 136V137H118ZM134 136V135H133ZM163 136V135H162ZM161 136V137H162ZM170 136V135H169ZM177 136H180V134ZM192 136V137H191ZM201 136V134H200ZM198 136L197 139H195L196 141L198 140V138L200 137ZM136 138V136H134ZM132 137V138H134ZM139 138V136H137ZM150 137V136H149ZM172 137V140H170L171 142L173 140H177V138H174ZM191 137V138H190ZM143 140H144V137H142ZM146 138V137H145ZM152 138V137H150ZM149 138V139H150ZM167 138V137H165ZM211 138H212V135H211ZM153 139V138H152ZM164 139V138H163ZM192 139V140H190ZM201 140V137L199 138ZM205 139V136L203 138V140ZM140 140L141 137H140ZM199 140V142H201ZM127 141V140H125ZM137 141V140H136ZM167 143L169 142L168 140H166ZM165 141V142H166ZM178 141V140H177ZM206 141V143H207ZM123 142V141H121ZM163 140L161 141V145L164 144L162 143ZM174 142V141H173ZM126 143V142H125ZM165 143V144H167ZM170 143V142H169ZM179 143V142H178ZM198 143V141L196 142ZM124 144V143H123ZM128 144V142H127ZM127 144H124L127 145ZM130 144V143H129ZM136 144V143H135ZM142 144V143H141ZM145 144V143H144ZM153 144H151V149L149 148L150 144L147 146L146 144V149L149 148V152H152L153 150L156 151V149H153ZM174 144V143H172ZM190 144V145H189ZM200 144V143H199ZM205 144V142H204ZM202 142V145L205 146ZM117 145V144H116ZM132 144H130V147H131ZM137 146H139L138 142L136 144ZM155 145V144H154ZM157 145L160 146L159 142L157 143ZM156 145V146H157ZM177 145V143H176ZM180 145V146H181ZM201 145V146H202ZM118 146V145H117ZM129 146V145H128ZM135 146V145H134ZM142 146V145H140ZM169 146V147H168ZM166 147H168L167 149L170 150L171 148H173L175 145L170 146L168 145ZM178 146V145H177ZM197 146V145H196ZM89 147V148H88ZM113 147V148H112ZM129 147V148H130ZM136 147V146H135ZM135 147H133V149H135ZM145 147V146H144ZM163 147V145H162ZM161 147V148H162ZM165 145H164V149L166 148ZM199 147V146H198ZM198 147H196V151L200 153V150H198ZM209 145L207 144L206 148H208ZM155 148V147H154ZM157 148V147H156ZM170 148V149H169ZM201 148V147H200ZM205 148V147H204ZM138 149V148H137ZM153 149V150H152ZM178 147H176V151L173 150L176 152V155L174 156H177V155H180V153H178L177 151ZM182 149V148H181ZM193 149H195L193 147ZM203 149V148H202ZM132 150V149H131ZM141 150V149H140ZM152 150V151H150ZM163 150V148H162ZM172 150V152H173ZM204 151L206 149H203ZM208 150H211V149H208ZM125 151V147H124V150ZM129 151V150H128ZM133 151V150H132ZM131 151V152H132ZM136 150L133 151L132 154H134ZM138 151V150H137ZM136 151V152H137ZM165 151V150H164ZM171 151V150H170ZM182 151V150H181ZM183 151V152H184ZM193 151V150H192ZM204 151H202V153L200 154H203ZM116 152V151H115ZM121 152V151H120ZM143 152L144 151V148H143ZM148 152V150H147ZM157 152V151H156ZM154 152V153H156ZM163 152V151H162ZM162 152H160V157L162 155ZM169 151L165 152L166 154L163 153V158L162 159H166L164 158L165 155L168 156V153ZM174 152V153H175ZM196 152V153H197ZM211 152V151H210ZM117 153V152H116ZM118 153H119V150H118ZM141 153V152H140ZM173 153V154H174ZM186 153V155L188 157H185L186 160L190 157L191 153H187V152H184ZM207 154V151L205 152ZM121 154V153H120ZM119 154V155H120ZM137 154V153H136ZM134 154V155H136ZM141 154H146V153H141ZM148 154V153H147ZM157 154V153H156ZM156 154H154L155 156L154 157H157V159L159 158ZM182 154V153H181ZM193 154V153H192ZM199 154V155H200ZM128 155V154H127ZM143 155V156H144ZM170 155V154H169ZM204 155V154H203ZM124 156V159L126 161V156L125 154H123ZM129 156V155H128ZM149 156V155H148ZM166 156V157H167ZM207 156V155H206ZM135 157V156H134ZM173 157V156H171ZM202 156H199L200 160ZM123 158V157H121ZM120 158V159H121ZM129 158V157H128ZM146 158V157H145ZM148 158V157H147ZM161 158H159V161L161 160ZM169 159H166V160H170L171 158L168 157ZM177 158L178 160V157H175ZM191 158V157H190ZM189 158V159H190ZM207 158V157H206ZM124 159L122 160V162H124ZM144 159V158H143ZM156 159V160H157ZM181 162L185 161L183 160L182 158V155H181ZM193 159V158H192ZM191 159V160H192ZM205 159V158H204ZM42 160L44 163H42ZM150 160V158H149ZM166 160H164L165 162H167ZM195 157H194V161H195ZM198 160V159H197ZM146 161V160H145ZM151 161L153 162L154 159ZM150 161V162H151ZM163 160H161L160 162H162ZM162 162V163H165V162ZM171 161V160H170ZM169 161V162H170ZM175 161V160H174ZM141 161H139L140 163ZM172 162V161H171ZM178 162V161H177ZM181 162H179L181 164ZM186 162V161H185ZM190 161L187 160V162L185 163L186 164H190L191 163H188ZM259 162H261L259 160ZM176 163V162H175ZM175 163H174V166H175ZM202 163V162H201ZM254 163V162H253ZM257 163V162H256ZM255 163V164H256ZM141 164V163H140ZM152 164V163H151ZM151 164H148L151 165ZM156 164V163H154ZM161 164V163H160ZM160 164L158 166V168L160 167ZM168 164V162H167ZM178 164V163H177ZM203 164V163H202ZM202 164L200 166H202ZM207 164V162H206ZM254 164V165H255ZM117 165H119V163L117 162ZM169 165V164H168ZM179 165V164H178ZM194 165H196V163H194ZM145 166V165H144ZM173 166V167H174ZM181 166V165H180ZM188 166V165H187ZM199 166V168H200ZM253 166V165H252ZM152 167V166H151ZM161 167H164V165H162ZM172 167V166H171ZM183 168L181 169H185L184 166H181ZM186 167V166H185ZM194 167V166H192ZM164 168H167V167H164ZM180 168V167H179ZM187 168V167H186ZM143 169V168H142ZM159 169H163V168H159ZM173 169V168H172ZM176 169V166L174 167V174L173 173H170L171 175L173 174L174 176L178 175V180H180V177L182 174V177H183V173H175L177 172ZM178 169V167H177ZM189 170L191 169L188 168ZM194 170V168H192ZM168 170V169H167ZM170 170V169H169ZM168 170V171H169ZM180 169H178L179 171ZM188 170V172H189ZM192 170V171H193ZM159 171V170H158ZM166 171V170H165ZM171 171V170H170ZM190 170V173L192 172ZM155 172V171H154ZM184 172V171H183ZM187 172V173H188ZM194 173V172H192ZM191 173V174H192ZM208 173V172H207ZM213 173V172H212ZM125 174H129L130 175V184H129V181H127L128 183H126V175ZM189 174V173H188ZM190 174V175H191ZM198 174H199V171H198ZM211 174V171L210 173ZM188 176L187 174L185 175V178L188 177H193L192 175L191 176ZM164 176V175H163ZM168 176V175H167ZM207 176V175H206ZM212 175H210L211 177ZM171 177V176H170ZM213 177H218V175L216 174L215 176ZM163 177H161L162 179ZM173 178V177H172ZM194 178V177H193ZM198 178V177H197ZM201 175H200V177ZM215 178H212L216 181ZM184 179V178H183ZM188 179V178H187ZM192 179V178H191ZM190 179V180H191ZM211 179V180H212ZM160 182H159V181ZM165 180V179H164ZM167 181V179L165 180V182ZM213 181V180H212ZM214 181V182H215ZM224 181V180H223ZM221 181V182H223ZM162 182V183H161ZM180 182V181H178ZM182 182V185L184 184L183 182L184 181H181ZM181 182L179 184H177L179 187L181 186ZM203 182V183H204ZM144 184V188L146 189L147 188V193L145 191V193L141 192L142 191V188L140 190V184ZM167 183V182H166ZM140 185V186H139ZM176 185V184H175ZM47 186L48 189L45 191L44 190V187ZM143 186V185H142ZM130 190L127 191L128 188ZM210 187V186H209ZM214 187V190L216 191V193L213 191L212 194L213 195V199L211 198L212 195L209 194L211 193L212 191V188ZM223 187V186H222ZM143 189V190H145ZM220 189H221V186H220ZM210 190V191H209ZM201 191H204V193ZM205 196H204V195ZM127 195H132L129 197V199L127 198ZM207 195H211L209 196L211 199H208L207 198ZM222 195V194H221ZM224 197V199L221 198V200H223V202L225 201V196H222ZM221 200H219L218 202H220L221 204ZM238 200V199H237ZM236 200V201H237ZM240 200V199H239ZM243 200V198H242ZM235 201V202H236ZM215 202L217 203V205L215 204ZM226 202H229V201H226ZM229 204V203H227ZM215 205V206H214ZM226 205V204H225ZM224 205V206H225ZM232 205V204H231ZM230 205V206H231ZM236 205V203L234 204ZM214 206V207H213ZM229 206V205H228ZM219 207V205H218ZM227 207V205L225 206ZM217 208V207H216ZM221 207H219L218 209H220ZM224 208V207H223ZM226 209V208H225ZM225 209H222L223 211ZM229 209L233 210V208L229 207ZM221 210V209H220ZM230 210V214H232L233 211ZM226 211H229L228 210V207L227 209L225 210ZM219 212V211H216V213ZM222 211H220L221 213ZM73 213L75 215V218L72 220L69 219L70 217V214ZM228 215L230 216L229 212H227ZM218 214V213H217ZM223 214L226 215V213H222V214H218L217 216L221 219V216H222V219H223ZM44 215H46L44 218H42ZM58 216L60 218V222L58 223L56 229L54 230V235L53 237L52 236H49V235H44V237L42 239H39L38 237L41 236L39 235L38 236V232L39 230L42 231L43 230H47V226L50 225L51 223H53V220L56 216ZM193 215L197 216V219L196 217H194ZM215 213H214V216L215 217ZM72 216V215H71ZM228 216V217H229ZM254 216V215H253ZM211 217V216H210ZM212 217V218H213ZM226 217V218H228ZM180 218V219H179ZM199 218V219H198ZM211 218V219H212ZM217 218V217H215ZM218 218V219H219ZM225 218V217H224ZM183 219V220H182ZM204 219V220H205ZM221 219V220H222ZM254 219V218H253ZM57 222H58V219H56ZM201 220V219H200ZM203 220V221H204ZM216 220V219H215ZM220 220V221H221ZM213 223H214V220H212ZM219 221V220H218ZM56 222V221H55ZM202 222V221H201ZM210 222V221H209ZM217 222V221H216ZM224 222H227V224H224ZM233 221H227V219H224V221L222 220V222L219 224L220 227H221V224L223 223L224 226L226 227H231V229L234 230V228H232V226L234 225V222H233V225L231 226V224ZM200 223V222H199ZM203 223V222H202ZM205 223V221H204ZM207 223V222H206ZM219 223V222H218ZM56 224V223H55ZM195 224V225H194ZM201 224V223H200ZM212 224V223H210ZM217 224V223H216ZM176 225V226H175ZM202 225V224H201ZM204 225V224H203ZM202 225V227H203ZM206 225V224H205ZM208 225V223H207ZM215 225V224H214ZM218 225V224H217ZM217 225H215L217 227ZM55 225H53V228H54ZM223 226V227H224ZM257 226V225H256ZM50 227L52 228V224L50 225ZM188 227V226H187ZM186 229L193 231L191 230L190 228H187ZM204 227H208V226H204ZM213 227V225H212ZM229 227V228H230ZM1 228V227H0ZM3 228V229H4ZM146 228V229H144ZM197 228V227H196ZM210 228V227H208ZM207 228V230H209ZM215 228V227H214ZM225 228V227H224ZM254 228V227H253ZM256 228V227H255ZM49 229V227H48ZM181 229V228H180ZM213 229V228H211ZM216 229V228H215ZM222 229V227H221ZM220 229V231H221ZM227 229V228H226ZM225 229V230H226ZM238 229V228H237ZM241 229V228H240ZM240 229H238V232L240 231ZM259 229V227L257 228ZM51 230V229H50ZM152 230H155V232ZM164 230V232H163ZM162 232L165 233L166 231L168 232L167 229H163ZM195 230V229H194ZM200 230V229H199ZM198 230V231H199ZM219 230V229H218ZM216 231L219 233V231ZM223 230V229H222ZM232 230V233L234 232L235 233V230L233 231ZM260 230V229H259ZM262 230V229H261ZM260 230V231H261ZM147 231V233L149 232V238H144L143 237V234ZM177 231V230H176ZM175 231V232H176ZM202 231V230H201ZM205 231V230H204ZM48 232V231H47ZM174 230L172 232L175 233ZM180 232V231H179ZM208 232V231H207ZM215 232V230L213 231ZM215 232V233H216ZM224 231H222L223 233ZM46 233V232H45ZM162 233V234H163ZM186 233V232H185ZM197 232H195V237H196V240L198 237L200 236H204L206 234V231L203 233V235L200 234V236L197 237ZM200 233V232H199ZM211 232H209L207 235L209 236ZM214 233V235H215ZM231 233V234H232ZM2 234V233H1ZM42 234V233H41ZM152 234V235H151ZM155 234V235H154ZM160 234V233H159ZM160 234L161 235V238H164V239H167L168 236L170 235L168 233V236L166 238V236H164L165 234ZM184 234V231L183 233ZM181 234V237L183 239L184 236H182ZM190 236L192 234L193 235V232L192 233H189ZM188 234V235H189ZM236 234V233H235ZM234 234V235H235ZM147 235V234H146ZM187 235V237H189ZM206 235V236H207ZM212 237H214L213 233H211ZM216 235H220L216 233ZM222 235V234H221ZM226 236V234H224ZM264 235V234H263ZM263 235H262V238H263ZM176 236V235H175ZM207 236V237H208ZM217 236V237H218ZM225 236H223L222 238H224ZM231 236V235H230ZM27 237V236H26ZM29 237V236H28ZM27 237V238H28ZM124 237L126 238V242H124ZM171 236H169L170 238ZM179 237V236H178ZM185 236V238H187ZM201 237V238H202ZM203 237V238H204ZM205 237V238H207ZM211 237V236H209ZM216 237V236H215ZM214 237V238H215ZM159 238V236H158ZM173 238H175L173 236ZM194 238V237H193ZM192 238V239H193ZM212 238V239H214ZM220 239H222L221 237H219ZM236 239H239L238 238V235L237 237L235 236ZM16 239V240H14ZM163 239V240H164ZM171 239V238H170ZM170 239H168L167 241H169ZM177 241L179 242V239L176 237ZM180 240L183 241L182 243H180L179 245L182 246V244L184 245V241L186 240ZM211 239V238H210ZM209 239V244L210 241ZM225 239V238H224ZM223 239V240H224ZM226 239H227V242H229L228 240V237L226 236ZM25 240V238H24ZM23 240V242H24ZM135 240V241H134ZM188 240V239H187ZM186 240V241H187ZM191 239H189L190 241ZM196 240L194 241V243H197ZM204 240V239H202ZM201 240V241H202ZM207 241V239H205ZM218 240V239H217ZM231 240V239H230ZM159 241V240H158ZM175 241V240H174ZM172 240V244L174 242ZM193 241V240H191ZM205 241V242H206ZM215 239L212 241L214 243ZM223 246H224V243L225 241L222 242V240H219ZM218 241V242H219ZM22 242V241H21ZM29 242V241H28ZM162 242V240L160 241ZM164 242V241H163ZM177 242V243H178ZM204 242V241H203ZM202 242V244H203ZM208 242V241H207ZM217 241H215L216 243ZM226 242V243H227ZM68 243H71L73 246H72V251H69L67 250V246H68ZM170 243V244H169ZM168 243V246H171V242L169 241ZM186 243H190V242H186ZM194 243H191V246L194 245L196 247V244ZM225 243V244H226ZM20 243L18 242V245ZM26 244V243H25ZM70 244V245H71ZM163 244H167V243H163ZM187 244V246H189ZM200 244V240H199V243ZM201 244V245H202ZM204 244H207V243H204ZM212 244V243H211ZM210 244V245H211ZM217 244V243H216ZM215 244V245H216ZM23 245V244H22ZM174 245H176V242L175 244H173L171 246V248L175 247ZM220 243H218V247L215 249L216 252H217V249L220 247L221 248V245ZM27 247H29V245L27 244L26 245ZM162 246V245H161ZM185 246V245H184ZM183 246V248H184ZM185 246V247H187ZM194 246H192V248L194 249ZM204 246V245H203ZM206 246V245H205ZM208 246V245H207ZM18 247V246H17ZM16 247V248H17ZM163 247H165V245H163ZM199 247V246H197ZM211 247V246H209ZM25 247H23V250H24ZM152 248V249H151ZM161 248V247H160ZM167 248V249H166ZM166 252L168 251V253H166L163 249H162V253L161 256L163 259L167 260V262L170 263H173V260L169 255V254H172L174 253V249H171L172 251H169L168 250V247H166ZM175 248H178V247H175ZM181 249V247H179ZM190 247H188L189 249ZM191 248V250H193ZM204 249L203 252L200 250L199 253H200V256H202L203 254L201 253H204V258H205V255L208 253H205V251L208 249H205L206 247H203ZM224 248V247H223ZM222 248V249H223ZM27 249V248H26ZM147 249H150V250H147ZM156 249H158L156 247ZM170 249V248H169ZM212 249V247H211ZM135 250V251H134ZM144 251L141 259H139L138 261H136L137 257L140 256L138 255L136 257V254H134V252H138V251ZM147 250V252H146ZM184 249H182L181 251H183ZM189 251L192 253V251ZM205 250V251H204ZM149 251V253H148ZM161 251V250H160ZM159 251V252H160ZM164 251V252H163ZM179 250H177L178 252ZM180 251V252H181ZM194 251V250H193ZM210 251V249H209ZM214 251V250H213ZM212 251V252H213ZM17 252V251H16ZM23 251H21L22 253ZM208 252V251H206ZM211 252V251H210ZM215 254L217 255V253H220V252H217ZM222 252V251H221ZM179 253V252H178ZM183 256V253L186 254V251L184 250V252H181ZM198 253V254H199ZM190 254V253H188ZM193 254V253H192ZM191 254V255H192ZM210 254V253H209ZM214 254V255H215ZM176 255V253H175ZM179 255V254H178ZM176 256L178 257V261H180V258L179 256ZM187 255V254H186ZM109 256V257H108ZM173 256V255H172ZM185 256V255H184ZM189 255H187L188 257ZM198 256V259L199 257ZM210 256V255H209ZM209 256H206L205 259H209ZM235 257L233 254H231V257ZM152 257V259H151ZM157 259H158V256H156ZM174 257V256H173ZM175 257V258H176ZM203 257V256H202ZM208 257V258H207ZM217 257V256H216ZM215 256L213 257V254H212V261H208L207 262L209 263H212L214 262V258H216ZM33 258V257H32ZM110 258V259H111ZM160 258V257H159ZM171 258V260H170ZM185 258V257H184ZM194 258L197 259L196 257H193L192 256V259L193 261L190 262L193 263L195 262L194 261ZM201 258V257H200ZM204 258H201L199 259L201 262H202V259L204 260L203 263L205 262V264L207 263L205 261ZM219 258V257H217ZM156 259V263H159L161 262V260H158L157 261ZM182 259V258H181ZM186 259V258H185ZM197 259V261H198ZM141 260V262H140ZM164 260V261H165ZM217 260V259H216ZM31 261V259H30ZM107 261V262H106ZM148 261V262H149ZM182 261V260H181ZM180 261V264L181 263H186V261H189L188 260H183L185 262H181ZM199 261V262H200ZM219 261V259H218ZM28 262V261H27ZM143 262V263H144ZM176 262V264H178L177 261H174ZM198 262V263H199ZM200 262V263H201ZM216 262V261H215ZM214 264H217V262ZM155 263V264H156ZM190 263V264H191ZM199 263V264H200ZM207 263V264H208ZM22 264V263H21ZM147 264V262L145 263ZM164 264V263H162ZM174 264V263H173ZM196 264V263H195ZM202 264V263H201ZM213 264V263H212Z\"/></svg>","mask_w":264,"mask_h":264},{"label":"rangeland","instance_id":"obj_2","mask_svg":"<svg viewBox=\"0 0 264 264\" xmlns=\"http://www.w3.org/2000/svg\"><path fill=\"white\" fill-rule=\"evenodd\" d=\"M26 1H30V0H19L18 2H17V0H14V2L16 3L17 2V4H18V6H19V8L22 10L23 9V7L25 6V5H27L26 3ZM39 1L40 0H33L31 3H32V5L34 4V11H33V13H34V15H38V13L39 14H42V15H44L46 18H47V25H48V27L45 29V32L43 31V33H45V50H46V55H47V57H48V59H54L53 61L55 62L56 60H58L59 59V55H57V54H60L61 52H60V49L59 48H57V45L56 44H58L59 43V41H56V39L54 38L55 36L57 37V36H60L61 35V33H60V31H62V30H64L65 31V29L67 30V28H68V26H66L67 24L65 23V22H67V16L69 15H67V14H63L60 10H58L57 8H56V10L57 11H55L53 8H51V5H53L51 2H49V1H42V3H43V7L42 6H36L38 3H39ZM83 1V0H82ZM89 1H91V0H89ZM111 1H113L112 3H111ZM117 1V2H116ZM134 1V2H133ZM142 1V2H141ZM164 2H162L161 3V0L159 1V0H151V3H150V0H120V2L118 1V0H95V1H93L92 0V4H94L93 5V7H94V9H95V11H97V13L100 15V16H102V20L104 21H101V23L102 24H106V25H103L104 27H105V32H106V35L107 34H109V37H108V35H107V37L105 36V35H102L103 36V38L105 39V41H106V39L108 40V41H112V39H113V41H115V43L116 42H118L119 40H121V38H124V37H126L127 38V41L126 40H123L124 41V43L125 44H127V43H129V44H127V45H130V46H134V48L137 50V53L139 54L138 56H140V58L138 57V59L136 60V61H134V64L136 63L137 65V67H139V68H137L136 66V69H135V67H134V65H133V67H134V70L135 71H133L132 72V76H133V81L129 84V86L132 84V83H134V85H135V87H133V85L132 86H130V87H133V90H132V88L130 89V87L128 86V89H126V91H125V94H129L128 93V91L130 92V90L131 91H135V90H137V91H141V89H143L144 90V88H145V90L144 91H148V90H150V92L149 93H147V92H144V91H141V92H139V95H141L140 97H138L137 96V98H135V99H133L134 97H130L129 99V102H131L132 100H133V102H131L130 104H127L126 105V103H125V101L128 103V99L127 100H124L123 98H122V100L123 101H121L120 100V98H118V100H116V99H112V101L110 102V100H109V105L111 104V105H113V107L110 105V107L108 106V104H107V106L109 107H107L106 109V111H107V114L110 112L109 110H111V109H113V110H115L116 112H115V114L113 115V110H111L112 112H110V114H108L109 116H107V117H109L108 119L109 120H107V121H111V119H112V121L115 119L116 120V122H115V124H113L112 122V124L113 125H116L117 124V118H115L116 117V115L117 116H121V117H118L119 119H123L124 120V117H126V118H128L129 117V119L130 120H134L135 121V119H136V121H138V122H141V121H143V119L146 117L147 119L146 120H144V122H141L140 123V125H139V123L138 122H135L134 123V125L132 124L133 122L132 121H129L128 123H130L131 122V125H132V127H130V126H128V123H127V119L125 120L126 121V125H127V127L129 128H125V129H128V130H132L131 131V133H130V131H128L127 132V130H126V133H125V131L124 132H122L121 130H119V132L120 133H122V134H120L119 132H118V129H120L119 127H118V129L116 128V132L114 131V129H115V126H113L110 122H107V125H106V122H104L103 124H105V125H103L102 124V127L103 128H105L106 127V129H108V127H111V125H112V128H110V129H112L111 130V132L113 133V136L116 138V139H118L116 136H117V134H120V137H119V140H121V141H123V142H121L120 141V144H118L119 143V141H117L115 138L113 139L114 140V142H113V144H114V148L113 149H111L110 150V155L111 156H109V158H111V160L112 159H114V157H116V159H115V162L117 161L118 163H119V165H117V162H116V166L117 167H120V166H124V167H120V169H125V168H127V162L129 163V164H132V165H134L135 164V161H136V165H134L135 167H138L141 171H143V170H148V169H150L149 170V172L150 171H152V174H154V175H156V173H157V175L158 176H156V177H159V176H161L162 175V173H163V175L161 176V177H163L162 179H161V177H160V181L161 180H163V182H164V184H166L167 186L166 187H168L169 186V183H170V180H171V182L173 181V184H171L168 188H169V190H172V191H174V190H180V189H182L183 187H184V185L187 183V182H192V181H195V180H197L198 181V179H199V187H201V186H203L204 184H205V182L207 181V183L208 184H206L207 186H203V188H205V190L208 192V189H210L211 190V187L213 186V185H217L218 186V180L219 179H223V180H220V182L219 183H222L221 185L219 184V188L217 187V188H215V190L217 191V190H219V193L217 194L216 193V191L214 190V187L212 188V191H211V193H209V194H211L212 195V199L215 197V195L217 196V195H219L220 194V196L218 197L217 196V200H216V197L213 199V200H215L217 203H219L218 205H219V207H221L220 209H218L219 207H218V205H217V203L215 202V204L217 205L214 209H213V211L214 210H216V211H219V212H217L219 215L220 214H222V213H226V215L225 214H223V216L225 217H223V219H222V216H221V219L224 221V219H227V221L229 222L230 220L231 221H233L234 222V225H233V222H232V224H231V222H230V224H231V226H232V228H234V230H235V233L233 232L232 233V230L233 229H231V227H230V225H229V227H226V226H224V224H227V222H224V224L222 223L221 224V227H222V229H221V227H220V223L222 222V220L217 216L218 214L216 213V211H214V212H212L211 213V211H212V208H211V211H210V216H209V221L208 220H206L205 218V220L200 216V219H199V221L196 223L197 224V228L196 227H194V229H192L193 227H189V224L188 223H186V225L188 226H186L187 228H190L191 230H193V231H191L190 232V230L188 229H186V227H181V225L183 224V221L184 222H186L185 220H183V221H181V219H180V223L178 224H176L177 225V228L176 227H174V229H172V231H170V230H168V226L169 225H167V226H162L161 225V229H160V226L159 227H157L155 230H157V231H159V230H161V232L159 231V232H156L155 234H157L158 236H159V238H158V236H156V243H158L159 244V247H158V245L156 244V247L158 248V249H156V247H153V249H154V251H156L157 250V252H158V255H156V253L154 252V254L153 253H151L150 254V256H152L153 258L155 257L156 259H157V257L156 256H158V259H157V261L158 260H161V262H160V264H162V263H164V264H169V262H167V260H165V259H163L162 258V256H161V254H163L162 253V249L166 252V247H168V250L169 251H172L171 249H174V253H172V254H169V255H171L170 257L173 259V260H171V258H170V260L171 261H173V263L174 264H176V262H174V261H177L178 262V264H180V261L181 262H185L186 260H188L189 259V261H186V263H184V264H190L192 261H193V259H192V256L193 257H196L197 259H198V256H200V253H199V251L198 250H200L201 249V251L203 252V250L202 249H204L203 247H206L205 249H207L206 251H208V252H206L205 250V253H208V255L206 254L205 255V258H206V256H209V259L211 260L212 259V254H213V257L215 256H217V257H219V258H214V262L216 261L217 262V264H264V65H261L262 64V62H264V61H262L263 59H264V52H262V49L264 50V0H248V1H250V3L248 4V2L246 1V0H194V1H190V0H188V1H186V0H183L184 1V4L183 3H181L182 2V0H163ZM168 1V2H167ZM175 1V2H174ZM187 3H186V2ZM202 1V2H201ZM239 1H241V2H239ZM244 1V3H242ZM26 2V3H25ZM97 2V3H96ZM131 2V3H130ZM137 2V3H136ZM157 4H156V3ZM174 2V3H173ZM214 2V3H213ZM222 2H224V4L222 3ZM251 2H253V4H254V6L251 4ZM20 3V4H19ZM23 3H25V4H23ZM48 3V4H47ZM104 3H106V4H104ZM110 3V4H109ZM113 3H114V5H113ZM149 3H150V5H149ZM159 3H160V6H159ZM166 5H165V4ZM179 3V4H178ZM186 3V4H185ZM195 3H197V4H195ZM199 3V4H198ZM218 3V4H217ZM221 3V4H220ZM246 3V4H245ZM107 4H109V5H107ZM121 4V5H120ZM140 4V5H139ZM163 4H164V7H162L163 6ZM176 4V5H175ZM183 4V5H182ZM191 4V5H190ZM232 4H233V6H232ZM243 4V5H242ZM48 6V8H46V6ZM128 5V6H127ZM132 5V7H131V9H129L130 8V6ZM146 5V6H145ZM148 5V6H147ZM175 6V7H172V6ZM218 5V6H217ZM234 5H237V6H235L234 7ZM242 5V6H241ZM250 5H252V6H250ZM96 6V7H95ZM108 6V7H107ZM123 8H121V7ZM150 6H151V10H149L150 12L149 13H151V15L148 13H146V12H148V9H150ZM169 6V7H168ZM176 6H177V9H176ZM189 6H191V9H195V10H189L190 8H188ZM199 6H201L200 7V9H199ZM205 6V7H204ZM208 6H212L211 8L209 7L208 8ZM248 6V7H247ZM102 7V8H101ZM116 7V8H115ZM142 7V8H141ZM158 7V8H157ZM168 7V8H167ZM182 7H183V9H182ZM198 7V8H197ZM243 7V8H242ZM251 7V8H250ZM46 8V9H45ZM49 8H50V10H49ZM103 8H105V9H103ZM119 8V9H118ZM145 8H146V10H145ZM152 8H157L156 9V11L154 10V9H152ZM163 8V9H162ZM169 8H171L172 10H170ZM179 8V9H178ZM203 8H205L206 9V11H205V9H203ZM235 8V9H234ZM100 9V10H99ZM103 9V10H102ZM110 9H111V11H110ZM112 9H114L115 11L116 10H118V11H114V13H113V11H112ZM138 9V10H137ZM159 9H160V11H159ZM162 9V10H161ZM175 11H174V10ZM188 9V10H187ZM248 9L250 10V11H248ZM106 10V11H105ZM107 10H109L108 12H107ZM145 10V11H144ZM167 10V11H166ZM176 10H178V11H176ZM181 10V11H180ZM253 10H254V13H253ZM98 11H100V12H98ZM128 12L127 14H124L125 12ZM144 11V13H145V16H144V13H142L143 15H140V13L139 12H143ZM164 11H166V12H164ZM169 11H172V13H170V14H173V15H168V12ZM187 11H189V12H187ZM190 11H192V13L190 12ZM203 11V12H202ZM232 11H233V13H232ZM42 12V13H41ZM46 12V13H45ZM60 12V13H59ZM87 12H89V10L87 11ZM91 12V11H90ZM89 12V13H90ZM106 12H107V15H106ZM118 12V13H117ZM154 12H156V13H154ZM161 12V13H160ZM178 12V13H177ZM198 12H199V14L201 13L202 14V16H201V14L199 15L198 14ZM220 12V13H219ZM223 12V13H222ZM237 12H238V14H237ZM250 12V13H249ZM255 12H258V14H256ZM86 13L85 15H87V17L86 18H91L92 20H94V17H95V15H93L92 13ZM103 13H105V14H103ZM118 15H117V14ZM138 13V14H137ZM175 13V14H174ZM190 13H191V16H190ZM222 13V14H221ZM261 13H262V15H261ZM55 14V15H54ZM114 14H115V16H114ZM130 14V15H129ZM157 15V17H155L156 15ZM164 14V15H163ZM183 14V15H182ZM192 14H193V16H192ZM205 14V15H204ZM234 15V17H233V15ZM256 14V15H255ZM50 15V16H49ZM57 15V16H56ZM65 15V16H64ZM90 15V16H89ZM126 15L128 16V17H126ZM137 15V16H136ZM168 15V16H167ZM185 15V16H184ZM186 15L187 16H189V17H186ZM261 15V16H260ZM92 16V17H91ZM114 16V17H113ZM140 16H142V17H140ZM144 16V17H143ZM147 16V17H146ZM149 16V17H148ZM170 16H171V18H170ZM174 16V17H173ZM178 16V17H177ZM197 16V18H195V17ZM210 16V17H209ZM106 17V18H105ZM108 17V18H107ZM111 19H110V18ZM117 17V18H116ZM125 17V18H124ZM133 17V18H132ZM139 17V18H138ZM150 17H152V19L154 20V18L156 19V18H158V20H156V22L155 21H153ZM166 17H167V19L168 20H166ZM180 18L179 20L177 19V21L178 22H175L174 20H171L170 21V19H172V18ZM194 17V18H193ZM228 17H230L231 19H229ZM45 18V19H46ZM51 18H52V20H51ZM160 18H165L164 20H163V22L162 23H160L161 22V20L162 19H160ZM170 18V19H169ZM207 18H208V20H207ZM263 18V19H262ZM66 19V21H64ZM105 19V20H104ZM122 19V20H121ZM124 19V20H123ZM132 19H134L133 21H131ZM138 19V20H137ZM153 21H151V20ZM186 19V20H185ZM223 19H224V21L226 22H223ZM234 19V20H233ZM243 19V20H242ZM259 19H261V21L263 22H261ZM58 20H60L59 21V26L58 25H56V24H58ZM107 20V21H106ZM111 20V21H110ZM143 20V21H142ZM150 20V21H149ZM181 20V21H180ZM189 20V21H188ZM206 22H205V21ZM211 20V21H210ZM214 21V23H213V21ZM230 20V21H229ZM239 20V21H238ZM108 21H110V22H108ZM124 21H125V23H124ZM130 21V22H129ZM149 21V22H148ZM165 21V22H164ZM186 21H188V22H186ZM191 21V22H190ZM195 21V22H194ZM198 21V22H197ZM204 21V22H203ZM211 22V23H207V22ZM108 22V23H107ZM131 24V25H129V23ZM133 23V25H134V29L137 31V30H139V31H137V34H136V36H135V33H136V31L133 29V26H132V23ZM144 22V23H143ZM150 22H152L151 24H150ZM156 23V24H153V23ZM167 22V24L169 25V24H171V25H167V24H165ZM193 22V23H192ZM200 22V23H199ZM240 22H242V24L240 23ZM248 22V23H247ZM109 23L110 24H112V25H109ZM127 23V24H126ZM142 23V24H141ZM147 23H149L152 27H156L157 28V26L156 25H158L159 26V23H160V27L158 28V29H152V27H148V25L149 24H147ZM158 23V24H157ZM164 23V24H163ZM173 23V24H172ZM188 23V24H187ZM198 23V24H197ZM204 23V24H203ZM234 23V24H233ZM239 23V24H238ZM244 23V24H243ZM100 24V23H99ZM109 25V27H108V25ZM126 24V25H125ZM176 24V25H175ZM178 24V25H177ZM184 24V25H183ZM192 26H190V25ZM209 24H210V26L211 27H209ZM228 24H229V26L230 27H228ZM55 26V29H54V27H52V26ZM71 25V24H70ZM124 25H125V27H124ZM141 25V26H140ZM163 25V26H162ZM183 25V26H182ZM203 25V26H202ZM208 25V26H207ZM217 27H215V26ZM236 25V26H235ZM239 27H238V26ZM244 27H243V26ZM251 25V26H250ZM115 26V27H114ZM166 26H168V28L169 29H167V27ZM171 26H173V28H175L174 26H176L177 28H175V30H171L172 28H171ZM186 26V27H185ZM190 26V27H189ZM204 26H205V28H204ZM235 26V27H234ZM247 26V27H246ZM52 27V28H51ZM58 27V28H57ZM61 27H64V28H61ZM66 27V28H65ZM106 27H107V29H106ZM113 27V28H112ZM120 29H118V28ZM136 27L138 28V29H136ZM142 27H146V28H148V29H150L149 30V32H148V29H144L143 28V30H144V34H143V31H142ZM161 27H162V30H163V32H161L162 30H161ZM181 27H183V28H181ZM196 27H198V28H196ZM203 27V28H202ZM208 27H209V29H208ZM215 27V28H214ZM224 29H223V28ZM248 27H249V30H250V32H249V30H248ZM49 28V29H48ZM87 29H89V27H86ZM125 30H124V29ZM164 28H166V31L168 30V32H170V30H171V32H170V34L169 33H166V34H169V35H171L170 36V38H169V35H168V39H170V41L173 43V44H175V41L174 40H176V39H178V37L179 38H181L180 40H176V41H178L177 43H176V45H179V47L180 48H182V49H186V51L185 50H182V49H180L181 50V53H179L178 55L180 56V57H184L183 59H185V57H187V55L188 56H190V59L192 58H194L193 56L195 55V52L194 51H196V53H197V55L195 56V58H197V57H200V58H197V60L194 58L193 60L191 59H189L188 57H187V60H185L186 61V64H187V69H188V72H190V74L192 73H194V72H192L193 71V61H197L196 63H195V65H197V63H198V65L196 66V67H198L199 68V70H198V68H197V73L199 74V72L200 73H202L201 75H204L203 73L205 72H208L209 71V73H211L213 70H215L216 71V69H212L211 67L212 66H208V65H214L213 63H215V61H216V63H218L219 62V64L222 62V60H223V62H224V59L226 58L227 60H228V63H227V61H226V59H225V64H227L226 66H225V64L224 63H222V64H224V65H222V64H220V65H218V67H220V68H218L217 66H216V63H215V65H214V67L213 68H217V71H218V69H220V72L218 71H216V73H215V71H213L214 72V74L212 73V74H207V75H205V78H203L204 76H202V77H200V75H198V74H196V76H195V73H194V75H191L190 77H189V75H188V72L187 73H185V75L184 76H186V80H185V78H183L182 77V75L180 76L181 78H179V77H176V78H171V79H168V80H164V83H162L161 85H157V86H155V82H153L154 80H155V77L160 73V68H163V66L165 67V66H167L168 67V65H171V63H172V61H173V63H175V60H176V56L177 57H179L178 55H176L177 53H176V51H178L179 49H177V48H179V47H177L176 48V46H175V48H174V45L172 46V43L171 42H169V40H167L166 39V37L165 38H163L165 35H164V31H165V29ZM196 31H194L193 29ZM244 28V29H243ZM245 28H246V30H245ZM57 29H58V31H57ZM122 29L125 31V33H124V31H123V33L122 34H119V33H116V31H122ZM127 29H128V31H127ZM130 29V30H129ZM178 29V32L181 34V36H180V34L178 35V32L176 31ZM183 29V31L181 32V30ZM188 29V30H187ZM227 29H230V32H231V34H230V32H229V30H227ZM235 29L237 30L236 31V33H235ZM52 30H54V31H52ZM56 30V31H55ZM115 30V31H114ZM154 30V31H153ZM157 31V33L158 32H160V33H158L159 34V36L155 33L156 31ZM159 30V31H158ZM198 30V31H197ZM208 30H210V31H208ZM216 30V31H215ZM221 30H227L226 32V34H225V32L224 31H221ZM231 30H233L234 31V33H235V36L236 37H234V33H232L233 31H231ZM244 30H245V32H244ZM258 30V31H257ZM50 31V32H49ZM114 32L113 34L114 35H116V37L115 36H112L113 34H111L110 32ZM126 31H127V34H126ZM130 31V32H129ZM152 32V34H151V32ZM165 31V32H166ZM208 33H207V32ZM240 31H241V33H240ZM47 32V33H46ZM176 32V33H175ZM184 32V33H183ZM189 32H192L191 33V35H189L188 33ZM199 32V33H198ZM205 32L207 33V34H205ZM221 32V33H220ZM239 32V33H238ZM249 32V33H248ZM257 32V33H256ZM58 33V34H57ZM129 33H130V37L128 36L129 35ZM132 33H134V35L132 34ZM147 33V34H146ZM156 34V36H158V37H156V36H154V34ZM173 33V34H172ZM183 33V34H182ZM212 34V35H210V34ZM223 33V34H222ZM229 33V34H228ZM238 33V34H237ZM251 33H253V35L254 36H251L252 34ZM260 33V34H259ZM52 34V35H51ZM55 34V35H54ZM57 34V35H56ZM144 35V36H146V37H141L140 38V36H142V35ZM146 34V35H145ZM150 34H151V36H150ZM161 34H163V35H161ZM198 34H199V36H198ZM202 34H204V35H202ZM220 34V35H219ZM221 34H222V37H220V39L218 38L219 36H221ZM227 34H228V36H227ZM240 34V35H239ZM243 34H245L244 36L245 37H241V36H243ZM251 34V35H250ZM47 35H48V37H47ZM50 35L51 36H54V37H50ZM110 35H111V38H110ZM140 35V36H139ZM177 35V36H176ZM189 35V36H188ZM195 35H196V38H195ZM201 35V36H200ZM210 37H209V36ZM260 35H262V36H260ZM140 38V39H137L136 40V38ZM138 36V37H137ZM148 36H150L152 39H150V37L148 38ZM162 36V37H161ZM175 37V39L174 40H172V38H174ZM212 36V37H211ZM226 36V38H223V37H225ZM241 38H240V37ZM260 36V37H259ZM106 37V38H105ZM114 37V38H113ZM118 37V38H117ZM135 38V39H133L132 40V38ZM153 37H156L157 38V42H156V38H155V41L153 40L154 38ZM159 37H160V40H159ZM185 37H186V39H185ZM188 37V38H187ZM202 37V38H204V39H200V38ZM206 37V38H205ZM207 37H209V38H212V40L211 41H213V43H214V45L215 44H217V46L218 45H220V46H222L221 44H219V42L220 41H222V43H229V44H226V45H228V46H224V49L225 48H230V50H228V48H227V50H224V51H222V49L221 50H219V47H218V49H216L215 48V46L213 45V43L211 42V41H209V38H207ZM217 37V38H216ZM231 38V40H228L227 42H226V40L227 39H230ZM232 37H233V39L234 38H236V39H232ZM257 37H259L260 38V40L261 39H263V41L261 40L260 42H257V44H256V42L255 41H259V38H258V40H257ZM48 38H49V40H48ZM116 38H117V40H116ZM126 38H124V39H126ZM130 40H129V39ZM145 38V39H144ZM149 40H148V39ZM162 38H163V40L165 41L164 43L166 44L165 46L168 48L169 46V53H168V49L167 48H165L164 47V45H163V48L161 47L162 45V43L161 42H163V41H161L162 40ZM191 38V39H190ZM240 38V39H239ZM243 38H245V39H243ZM250 38V39H249ZM255 38H256V40H255ZM47 39V40H46ZM110 39V40H109ZM141 39H144V40H148L149 41V43L151 44V45H147V43H146V41L144 42L143 40H141ZM188 39V40H187ZM205 39H207V43H205V44H203V42L204 41H206ZM215 39H217L216 41L217 42H214L215 41ZM222 39V40H221ZM223 39L225 40V41H223ZM55 40V41H54ZM122 40H121V42H122ZM129 40V41H128ZM135 40V41H134ZM150 40H152L153 42H150ZM166 40H167V42H166ZM182 40H184L185 42L183 43L182 42ZM189 40H191V41H189ZM204 40V41H203ZM220 40V41H219ZM238 40V41H237ZM239 40H242L243 42H244V40L246 41L245 43H247V46H246V44H242V46L240 45L241 43H242V41H241V43H239ZM253 40H255L254 41V44H256L254 47H253V44H252V42H253ZM138 41H139V43H138ZM144 43H146V44H144ZM147 41V42H148ZM159 41H161L160 43H159ZM189 41V43L187 44V42ZM197 41V42H196ZM201 41V42H200ZM219 41V42H218ZM250 41V42H249ZM56 42V43H55ZM142 42V43H141ZM192 42V44L193 45H191L190 43ZM193 42H195V43H193ZM200 42V46H201V49L200 48H198L199 47V43ZM209 42L211 43V45L213 46V49H214V52H213V49L211 48V50H212V52L213 53H211V50H208V49H210V47H212L211 45H209ZM235 42H236V44H235ZM48 43V44H47ZM50 43V44H49ZM52 43V44H51ZM148 43V44H149ZM154 43H156V44H154ZM163 43V44H164ZM169 43V44H168ZM170 43H171V45H170ZM182 43V44H181ZM187 45H186V44ZM231 43H233L235 46V48L233 47V44H231ZM238 43H239V45L241 46H239V47H237V45H238ZM47 44V45H46ZM55 44V45H54ZM106 44H109L108 42H105L104 44H100L99 46L98 45H95L94 47H92L93 49L91 50V52L92 53H94V52H96L98 49V51H97V53H100V52H103V50L104 51H106L107 49H109L108 47H111V48H113V45H111V44H109L108 46L106 45ZM159 44H160V47H159ZM183 44H185L184 46H183ZM197 44V45H196ZM202 44H203V46H202ZM249 44V45H248ZM262 46H261V45ZM59 45H60V43H59ZM62 45L64 46V47H66L65 46V44H63L62 43ZM105 45L107 46V48H105ZM142 45H147L148 47H146V49H148L147 50V53H146V56L148 57V59H147V57L145 56V51H146V49L145 48H143V46ZM152 45H154L155 47H153ZM183 46V47H181V46ZM190 45H191V48H197V49H195L194 51H193V49H191L190 48ZM232 45V46H231ZM48 46V47H47ZM54 46H56V47H54ZM61 46V45H60ZM144 46V47H145ZM205 46V47H204ZM209 48H208V47ZM216 46V47H217ZM249 46V47H248ZM257 46V48H256V53L258 54V53H260V54H258V57H256L257 56V54H256V56L254 55L255 53V51L253 50V51H250V47H251V49L253 48V49H255V47ZM260 46H261V51L260 52H258L257 51V49L259 50V48H260ZM49 47H51V48H49ZM96 47V48H95ZM139 49H137V48ZM159 47V48H158ZM185 47H187V48H185ZM204 47V48H203ZM223 47V46H222ZM53 48V49H52ZM143 48V49H142ZM154 48H156V49H154ZM203 48V49H202ZM208 48V49H207ZM231 48H233V49H231ZM237 48L238 49H242V48H245V49H242V51H241V54H242V52H243V54L241 55L242 56V59L243 58H245V54H247V58H245V61H244V59H243V61H242V59L240 58L241 56H240V54H238V51H240V50H238L236 53H237V55H239L238 56V58H237V55H236V53H235V51L237 50ZM249 48V49H248ZM57 49H58V51H57ZM101 49V50H100ZM103 49V50H102ZM151 49H153V52L151 51ZM160 49H163L164 51H162L161 52V50ZM175 49V51H173ZM192 51H191V50ZM201 50V52H200V50ZM206 49V50H205ZM50 50V51H49ZM57 51V52H54V51ZM145 50V51H144ZM154 50H156V52L155 53H158V51H159V55L158 54H155L154 53ZM167 52H166V51ZM179 50V51H180ZM198 50H199V53H202V55H203V51H205L204 53H208L209 52V54H205V55H207L206 57H208V56H211L210 58L208 57V58H206L205 57V55H203L204 56V58H205V60L204 59H202V55L201 54H198ZM216 50V51H215ZM231 50H232V52H231ZM247 50V51H246ZM50 53H49V52ZM142 52L143 54H140V52ZM144 51V52H143ZM148 51H150L152 54H153V56H154V58L156 57V56H158V57H160V58H158V57H156L157 59H155V60H157L158 62H160L159 61V59L161 60V62H160V64L159 63H157V61H154V58H153V56H151L152 54L150 53H148ZM171 51V52H170ZM178 51V52H179ZM188 51V53H187V55L185 54L186 52ZM219 51V52H218ZM220 51H221V54H222V52L223 53H225L226 52V54H224V56H223V54H222V56H223V58H221V54H219L220 53ZM254 53V54H252L251 55V53ZM161 52V53H160ZM175 54H174V53ZM192 52H194L193 54H192ZM245 52V53H244ZM53 53V54H52ZM166 54L165 55V57H164V55L163 54ZM168 53V54H167ZM170 53H172V54H170ZM190 53H191V55H192V57H191V55H190ZM214 53L217 55V54H219V56L218 57H220L221 58V60H218L217 61V59L216 58H218V57H215L214 56ZM230 53H232L233 55H231ZM240 53V52H239ZM148 54H149V56H148ZM155 54V55H154ZM173 54H174V59L172 60H170L169 61V57L171 56V58H173ZM212 54V55H211ZM263 56H262V55ZM53 55V56H52ZM144 56V57H142V59H141V56ZM176 55V56H175ZM184 55V56H183ZM186 55V56H185ZM198 55H200V56H198ZM229 55V57H226V56H228ZM236 55V62H237V65H240V63H238V62H240L239 60L241 59V61H242V64L240 65V66H237L235 63V60H233V58L234 57H232V56H235ZM251 55V56H250ZM253 55H254V58L256 57V61L255 60H253L254 58H253ZM151 56V59L149 58ZM212 56H214V57H212ZM232 58H231V57ZM251 57V61L252 62H254V64H255V66H258V69H256L257 67H254V68H252L253 67V63L250 61V57ZM261 56V57H260ZM52 57V58H51ZM179 57V59H181ZM248 57H249V59H248ZM55 58H56V60H55ZM144 58V59H143ZM169 58V59H168ZM212 58H214L212 61L210 60V59H212ZM219 58V59H220ZM231 58V59H230ZM234 58V59H235ZM240 58V59H239ZM261 58H263L262 60H260ZM139 59H141V60H139ZM150 59V60H149ZM162 59H164L165 61L163 62V60ZM168 59V60H167ZM198 59H201V60H199V61H203L202 62V64L200 63V62H198ZM207 59H209V61L207 60ZM230 59V60H229ZM239 59V60H238ZM257 59H259V61L257 60ZM143 60H146L144 63L143 62H140V61H143ZM166 60H167V62H169V63H167L166 62ZM209 62H207V61ZM251 62V64L248 62ZM52 61V60H51ZM151 61V62H150ZM177 61V60H176ZM221 61V62H220ZM230 61V62H229ZM233 61V62H232ZM262 61V62H261ZM148 62V63H147ZM154 62V67H156V66H158V67H156V68H154L153 67V65H152V63ZM168 64V65H166V63ZM206 62H207V64H206ZM258 62V63H257ZM143 63V64H142ZM155 63L156 64H159V65H155ZM172 63V64H173ZM190 63V64H189ZM206 64L207 66H208V68H210L209 70L208 69H206V65H204V64ZM257 63V64H256ZM260 63V64H259ZM140 64V65H139ZM146 64V65H145ZM236 67V69L239 71V70H241V72L239 71V73L238 72H235V71H237L236 69H234V68H232L233 67V65ZM243 64H247V65H243ZM264 64V63H263ZM62 65V64H61ZM60 65V66H61ZM143 65L145 66V67H147V69H145V67H143ZM150 67H149V66ZM152 65V66H151ZM163 65V66H162ZM249 65H252L251 67L249 66ZM59 66V67H60ZM206 66V67H205ZM225 66V67H224ZM230 66H231V68H232V70L233 71H231V69H230ZM242 66H243V68H242ZM245 66V67H244ZM260 66H262V68L260 67ZM58 67V68H59ZM149 67V68H148ZM152 67V69H151V71H150V68ZM166 67V68H167ZM205 67V68H204ZM224 67V68H223ZM241 67V68H240ZM248 67V69H247V72H246V69L245 68H247ZM253 69V71H256V70H258L259 71V73L260 74H262L263 75V77H262V75H260L257 71L256 72H252V71H250L251 69ZM141 68H143V69H141ZM228 70H227V69ZM157 69V70H156ZM190 69V70H189ZM195 69V68H194ZM225 69L227 70V72L228 73H224V72H226L225 71ZM229 69H230V71L231 72H233V74L229 71ZM256 69V70H255ZM259 69H261V70H259ZM57 71H58V69H56ZM145 70V71H144ZM147 70V71H146ZM149 70V71H148ZM153 70V71H152ZM159 70V72H157ZM206 70V71H205ZM212 70V71H211ZM222 70V71H221ZM224 70V71H223ZM245 70V71H244ZM141 71L143 72V73H141ZM199 71V72H198ZM211 71V72H210ZM249 71V72H248ZM135 72H137L136 74H135ZM141 74H140V73ZM144 72H146L145 74H144ZM155 72V73H154ZM225 74V76H220V75H224L223 73ZM243 72H244V76H245V74H246V76H245V78H244V76H243ZM153 73L156 75L157 73V75L155 76V75H153ZM220 73V74H219ZM232 75H231V74ZM56 74H58V72H56ZM148 74V76H144V75H147ZM149 74H151V75H149ZM216 74H218V76H220L219 78H220V80L222 81H219V80H217L218 82H219V85L217 84L218 82H216V79L218 78V76H216ZM229 74V75H228ZM238 74V75H237ZM252 74H253V76H255V78H253V76H252ZM257 74H259L258 76L260 77L261 76V78H257ZM91 75V76H90ZM90 75L89 76H87V80H88V82H90V81H92L93 83H92V86H91V93H100V91H101V86L99 85V83L97 84V81L94 79V73H93V71H92V73H90ZM136 75H139V76H141L139 79H138V77L139 76H137V78L135 77ZM211 75H214V76H216V77H214V76H211ZM228 75V76H227ZM242 75V76H241ZM248 75H250V76H252V78L250 77V76H248ZM198 76V77H197ZM207 76V77H206ZM230 76H232V77H230ZM236 76H238L237 78H235ZM248 76V77H247ZM90 77V78H89ZM150 77V78H149ZM153 77H154V79H153ZM189 77V78H188ZM194 77H196V79L194 78ZM212 77H214V79L212 78ZM223 77H224V79L225 80H223ZM231 78V80H235V79H238L237 81H239L240 82V78L241 77H243L244 79H241V84L244 82H246V84L249 82V79L251 78V79H253V80H250V83H251V85L252 84H255V85H252V86H254L253 88H251L252 86L250 85V83H248L247 85L248 86H246V84H243L244 86H246V87H244L243 85L242 86H240L241 84L239 83V84H236V86H240V89H242V90H240L239 89V86H238V91L235 89L236 88V86H235V83H234V81H232L233 83H231V81L229 82L230 83V85L233 87H231V89H232V91L231 92H229L231 89L229 88L230 87V85H227V84H229V83H227L226 81H228V80H230V78ZM246 77L248 78V79H246ZM250 77V78H249ZM143 78V79H142ZM151 79V84L149 83V84H147V85H149L148 86V88H146L147 86H146V82L148 83V82H150L149 81V79ZM191 78V81L189 82V79ZM216 78V79H215ZM228 80H227V79ZM233 78V79H232ZM137 79V80H136ZM144 79H145V81H144ZM177 79H178V81H177ZM182 79V80H181ZM202 79V80H201ZM205 79V80H204ZM208 79V80H207ZM212 79V80H211ZM247 81H246V80ZM257 79V80H256ZM259 79H261V82H260V80ZM173 80H174V82H173ZM180 80V81H179ZM184 80H185V82H184ZM188 80V81H187ZM193 80H195V82L193 81ZM204 80V81H203ZM211 80V81H210ZM242 80H245V81H243L242 82ZM256 82H255V81ZM259 80V84H256L257 83V81ZM141 81V82H140ZM193 81V82H192ZM200 82V84H202L204 87H203V89L204 90H202L201 92L205 95V94H208V93H213L212 95H211V98H212V96L213 97H215V98H212L211 100H210V97H209V100L210 101H208V98L204 101L206 104H207V107H208V109H211V107L213 108V109H211V112L207 115V116H204V115H202V117L203 118H206V119H204V122H203V118L202 117H200V115H197V116H195L194 115V119H192V121H191V123H189L190 125H188V126H191V127H188L187 126V122H189V120L191 119V118H193V116L190 118V119H188V120H186V121H183L182 119H178V122L180 123V124H178L176 127H171V128H166L165 130H163L162 132H161V134L163 135H159L160 137H158V138H162V140H163V142L162 143H164V144H162L163 145V147H162V145H161V141H158L159 142V144H160V146L159 145H157V143H152L153 141H157V140H160V139H156L157 137H156V133H155V130H152L151 129V131L149 130L150 129V126L152 125L151 123H150V119H151V116L154 118V117H159V118H161L162 120H165V119H167V118H169V117H167L166 115H167V110H168V112H172V113H176L177 115H183L182 117H180V118H185V116L184 115H186L184 112H183V109L185 110V109H187L188 111H191L192 112V110H197L196 108H197V106L196 105H198V103L196 104L195 103V101H196V99H195V96L197 95V93L195 92V90H194V87H195V85H196V83L197 84H199V82ZM210 81V82H209ZM214 81V82H213ZM223 81H225V82H223ZM237 81H235V82H237ZM254 81V82H253ZM96 82V83H95ZM135 82H137L138 83V85H136L135 84ZM140 82V83H139ZM145 82V84L141 87L140 86V84L142 83H144ZM221 82V83H220ZM253 82V83H252ZM171 83V84H170ZM179 83V84H178ZM191 83V84H190ZM207 83V84H206ZM209 83H212V86H214V87H208V85H209ZM215 85H214V84ZM222 83H223V86H222ZM224 83H226V84H224ZM238 83V82H237ZM95 84V85H94ZM168 84V85H167ZM190 84V85H189ZM199 84V85H200ZM97 85V86H96ZM98 85H99V87H98ZM169 85H171V86H169ZM194 85V86H193ZM211 85V84H210ZM217 85V86H216ZM225 85H227V87H228V89L226 88L225 89ZM96 86V89L98 88V90L96 91V89L94 88ZM137 86V87H136ZM139 86L141 87V88H139ZM145 86V87H144ZM151 86H154V87H151ZM172 86H176V87H172ZM188 86L190 87V86H193V87H190V89H191V91H190V89L188 88ZM196 86H198V85H196ZM201 86V85H200ZM220 86L221 87H224V88H221L222 90H226L225 92L224 91H220L221 89H220ZM250 86V88H248ZM151 89H150V88ZM156 87H160V90H161V87H162V91L163 92H161L162 94L165 92V91H167V92H165L163 95L161 94V93H158V92H160V90H159V88L158 89H156ZM138 88V89H137ZM173 88V89H172ZM175 88H177L176 90H175ZM185 88H187V89H185ZM249 89V91H248V89ZM94 89V90H93ZM130 89V90H129ZM181 89V90H180ZM189 89V90H188ZM197 89V88H196ZM212 89V91L211 92H209L210 90ZM220 89V90H219ZM236 91H235V90ZM244 89V90H243ZM253 90L252 91V94H251V90ZM154 91V93H153V91ZM157 90V91H156ZM185 90V91H184ZM193 90V91H192ZM217 90H219L220 91V94H217V92L219 93V91H217ZM233 90L235 91L234 92V94L232 93L233 92ZM152 91V92H151ZM171 91H173L172 92V94H171ZM190 91V92H189ZM228 91V92H227ZM243 91H248L249 92V94L251 95V96H249L248 95V93L247 92H243ZM175 92V93H174ZM183 92H185V95H184V97L182 96V99L184 100H182V99H180L181 98V96L180 95H183L184 93ZM205 92V93H204ZM222 92V93H221ZM240 92H241V94H240ZM141 93H143L144 95H142ZM151 93H153V98L150 96V94ZM156 93H157V95H156ZM224 93H227V94H224ZM145 94H147V95H145ZM173 95L174 97H175V101H174V97H168L167 98V96L166 95ZM176 94V95H175ZM178 94H180L179 95V97H178ZM231 94V97L232 98H230L231 100L232 99H234V101L232 100V103H231V101L229 102V103H226V101H227V99H229V98H227V96L228 97H230L229 95ZM234 96H233V95ZM237 94V95H236ZM242 94H243V96H245V98L242 96ZM166 96V98H165V96ZM220 95V96H219ZM223 95H226L225 97L223 96ZM143 96V97H142ZM150 96V97H149ZM155 96V97H154ZM160 96H161V100L162 101H160ZM176 96H177V99L178 100H176ZM219 96V97H218ZM236 96H240V97H236ZM124 97H126V98H128V95H124ZM159 98V102H158V98ZM217 97H218V99H217ZM234 97H236V98H234ZM246 97H247V99H246ZM249 97H253L252 99L254 100V97L256 98L254 101L253 100H251ZM143 100H142V99ZM144 98H148V100H144ZM151 100H150V99ZM171 100H170V99ZM239 98V99H238ZM258 98H260L259 100H258ZM138 99H139V102H140V104L138 103V105H137V103H136V101H138ZM154 99V100H153ZM165 99V100H164ZM169 99V100H168ZM172 99H173V101H172ZM215 99H217V100H215ZM229 99V100H230ZM250 99V100H249ZM120 100V101H119ZM134 100H136L135 101V103H134ZM142 100V101H141ZM167 100H168V102H167ZM192 100V101H191ZM256 100H258V101H256ZM261 100V101H260ZM40 101V102H39ZM144 101V102H143ZM163 101H165V102H163ZM176 101H181V103L180 102H176ZM183 101V102H182ZM241 103H243V106H242V103L240 104L239 102ZM253 103V105H252V103ZM143 102V103H142ZM174 102H176V103H174ZM210 104H209V103ZM215 102H216V104H215ZM237 102V103H236ZM250 103V105H248V106H252V107H249V108H247L248 106H247V104L248 103ZM257 102V104H258V106L256 107V103ZM259 102V103H258ZM32 103V105H33V107H32V111H30V113L28 114L29 115V119H31V120H34V121H37L36 119H38V117H37V114H36V111H35V104L36 105H44V99L43 98H40V99H35L33 102H31ZM115 103H116V105H115ZM148 103V104H147ZM172 103V104H171ZM189 103H191V104H189ZM214 105H213V104ZM221 103V104H220ZM223 103V104H222ZM239 103V104H238ZM246 103V104H245ZM144 104H145V106H146V104H147V106H146V108H145V106H144ZM168 106H167V105ZM179 104V105H178ZM209 104V105H208ZM222 106V107H216L215 108V105H217V106H220V105ZM234 104V105H233ZM130 105V106H129ZM135 105L137 106V108L139 107L141 110H139L140 112H138V110H137V108H135ZM148 105L150 106L151 105V107H148ZM161 105V106H160ZM192 105V106H191ZM211 105V106H210ZM255 105V106H254ZM35 106V107H34ZM116 106V107H115ZM127 106V110H125V112H124V109H126L125 107ZM156 106V107H155ZM158 106L160 107V109L158 108ZM166 106H167V108H166ZM183 106V107H182ZM188 106H190L189 108H187ZM195 108H194V107ZM241 106L243 107V108H241ZM247 106V107H246ZM128 107H129V109H128ZM131 107V108H130ZM148 107V108H147ZM154 107V108H153ZM174 107V108H173ZM193 107V108H192ZM231 107V108H230ZM246 107V108H245ZM255 108L254 110L255 111H251L250 112V108ZM25 108H28V107H25ZM124 108V109H123ZM165 108V109H164ZM232 108H234V109H232ZM245 108V111H247L246 109H249L248 111H249V113H247V114H245L242 110ZM117 109H119V110H117ZM130 109H133V110H135L134 111V114L132 113H130L131 111H130ZM143 109H145V110H143ZM160 111L159 113L157 112L158 110ZM167 109V110H166ZM217 109H219V114H217V116H215L216 115V113H215V111L217 110ZM229 109V110H228ZM240 109V110H239ZM133 110H132V112H133ZM151 111L150 113H148L149 111ZM163 110V111H162ZM215 110V111H214ZM223 110V111H222ZM230 110H232V112H234V113H230ZM253 110V109H252ZM119 111V112H118ZM145 111H146V113H145ZM178 111V112H177ZM182 112V113H180V112ZM121 112V113H120ZM128 112V113H127ZM138 113V115L136 114V116H135V113ZM144 113V115H143V113ZM161 112H162V115H160L161 114ZM217 113H218V111H216ZM230 113V114H228V116L229 117H227V114L226 113ZM239 112H241V113H239ZM111 113H112V116L110 117V115H111ZM141 113V114H140ZM35 114V115H34ZM119 114V115H118ZM127 114H128V116H127ZM152 114V115H151ZM164 114V115H163ZM194 114V113H193ZM211 114V115H210ZM213 114V115H212ZM239 114H240V116H239ZM245 114V115H244ZM131 115H133L132 117L134 118V119H131L130 118V116ZM140 115V116H139ZM222 115H225V116H222ZM137 116H138V120H137ZM148 116V117H147ZM163 116H165L164 118H163ZM199 116V117H198ZM235 116L238 118V116H239V118L236 120V118H235ZM112 117H114V118H112ZM136 117V118H135ZM142 119H141V118ZM214 117V118H213ZM219 118V119H217V118ZM223 117V118H222ZM225 117V118H224ZM235 119H234V118ZM183 118V119H184ZM196 118H199V119H196ZM202 120H201V119ZM210 120H209V119ZM213 118V119H212ZM230 118V119H229ZM128 119V120H129ZM139 119H140V121H139ZM209 121H208V120ZM217 119V120H216ZM226 119V120H225ZM227 119H228V121H227ZM180 120H182V121H180ZM196 121V123L194 122V121ZM198 120H199V122H200V125H202V123H203V125H204V123L205 122H209V124H208V122L207 123H205V124H207V125H205V126H200L199 127V123H198ZM201 120V121H200ZM223 120H225V121H223ZM14 119H12L11 117H9V120H8V122L7 123H9V125L6 123V121H4L3 122V126H5V127H8L9 129H16V128H19V129H21L22 127H19V126H16V124L14 123ZM124 121V122H125ZM147 121V122H146ZM217 121L219 122V123H217ZM226 121H227V123H226ZM246 121V122H245ZM182 122V123H181ZM109 123V124H108ZM137 123V124H136ZM145 125V126H143V127H145V128H147V123H149V127H148V131L147 132H149L148 134H151V135H147V133H145V130L146 129H144L143 130V128H142V125L143 124ZM187 123V124H186ZM223 123H224V125H223ZM11 124V125H10ZM135 124H136V126H135ZM147 124V125H146ZM181 124L184 126V125H186L187 126V128L189 129L188 131H190L191 129L192 130H196V132L197 131H199V133H195V137H192V136H194L193 134L194 133H192L193 131L191 130L190 131V133H192L191 135V137L193 138V140L192 139H190V140H192V142L190 141V144H192L193 143V146L190 148V147H188L187 148V150L188 151H184L183 149V145H181L180 144V141H181V143H183L182 142V139H179L180 137H182V136H184V133L186 132L187 134L189 133L188 131H187V128L184 126H181ZM195 124H196V126H195ZM227 124V125H226ZM232 124V125H231ZM126 125H125V127H126ZM208 125H209V127H208ZM211 125V126H210ZM213 125H215V126H213ZM118 126V125H117ZM141 126V128H139V127ZM114 127V128H113ZM136 127V128H135ZM180 127V128H179ZM202 127V128H201ZM223 128V129H220V128ZM137 128H139L140 130L137 132L136 131V133H134L135 132V130L137 129ZM177 128H179L178 129V132H177V130H175V129H177ZM183 128V129H182ZM186 128V130H184ZM196 128V129H195ZM201 128V129H200ZM206 128V129H205ZM133 129H134V131H133ZM167 129H168V131H170V134L168 133V131H167ZM173 129H174V131H176L175 133H176V136L174 137V136H171V135H175V133L173 132ZM200 129V130H199ZM205 129V130H204ZM143 130V131H142ZM184 130V131H183ZM214 130V131H213ZM110 131V130H109ZM142 131V132H141ZM179 131H182L181 133L179 132ZM204 131V132H203ZM208 131H210L211 132V135H212V138H211V135H210V132L208 133ZM221 131V132H220ZM133 132V133H132ZM144 132V133H143ZM164 132V133H163ZM165 132H167L166 134H165ZM207 132V134L205 135V133ZM112 133H111V135H112ZM124 133H125V136H124ZM137 133H138V135H137ZM144 134V135H141V134ZM154 133V134H153ZM185 133V134H186ZM213 133V134H212ZM127 134V135H126ZM136 134V135H135ZM160 134V133H159ZM170 136H169V135ZM177 134L179 135L180 134V136H177ZM200 134H201V136H200ZM210 135V141H207L206 139H207V136H209ZM116 135V136H115ZM136 136V138L134 137V136ZM152 135H155V138H154V136H152ZM137 136H139V138L137 137ZM152 137V138H150V137ZM157 136H158V134H157ZM162 136V137H161ZM198 136H200L201 137V140L198 138V143H196L197 141L195 140V139H197V137ZM204 136H205V139L203 140V138H204ZM132 137H134V138H132ZM140 137H141V139L142 140H140ZM142 137H144V140H143V138ZM146 137V138H145ZM165 137H167V138H165ZM172 137H174V138H177V137H179V138H177V140H176V142H175V140H173L172 142L170 141V140H172ZM190 137V138H191ZM150 138V139H149ZM164 138V139H163ZM195 138V139H194ZM148 139V140H151L152 142L151 143H149L150 141H147L148 143H146V140ZM155 139V140H154ZM0 140H1V137H0ZM125 140H127V141H125ZM137 140V141H136ZM166 140H168L169 142L167 143V141ZM199 140L201 141V142H199ZM155 141V142H156ZM166 141V142H165ZM206 141H207V143H206ZM118 142V143H117ZM126 142V143H125ZM127 142H128V144H127ZM137 142H138V144H139V146H137L136 144H137ZM179 142V143H178ZM202 142H203V144H204V142H205V146H203L202 145ZM127 144V145H125L124 146V144ZM132 144L131 145V147H130V144ZM136 143V144H135ZM142 143V144H141ZM148 146L149 144H150V146H149V148L151 147V144H153V149H156V151H154L153 149V151L152 150H150V151H152V152H149V148H147V150H148V152H147V150H145L146 149V145ZM165 143H167V144H165ZM172 143H174V144H172ZM176 143H177V145H176ZM200 143V144H199ZM118 146H117V145ZM189 144V145H190ZM207 144L209 145V147L208 148H206V146H207ZM129 145V146H128ZM136 147H135V146ZM140 145H142V146H140ZM157 145V146H156ZM164 145H165V147L166 146H168V145H170V146H172L173 147V145H175L173 148H174V150L176 151V147H178V149H177V151H178V153H180V155H177V156H174V155H176V152L173 150V148H169L170 150H168L167 148L169 147H166L165 149H164ZM181 145V146H180ZM197 145V146H196ZM202 145V146H201ZM145 146V147H144ZM199 146V147H198ZM124 147H125V151H123L124 150ZM130 147V148H129ZM133 147H135V149H133ZM155 147V148H154ZM157 147V148H156ZM163 148V150H162V148ZM193 147L195 148V149H193ZM196 147H198V150H200V153H202V151H204L203 149H206L205 151H204V155L203 154H200L199 153V151L197 152L196 150ZM201 147V148H200ZM205 147V148H204ZM89 148V147H88ZM138 148V149H137ZM143 148H144V151L145 152H143ZM182 148V149H181ZM203 148V149H202ZM134 150H138L137 152L135 151L134 152V154H136V155H134V154H132L133 153V151ZM141 149V150H140ZM151 149V148H150ZM208 149H211V150H208ZM118 150H119V153H118ZM129 150V151H128ZM165 150V151H164ZM172 150H173V152H172ZM182 150V151H181ZM193 150V151H192ZM117 153H116V152ZM121 151V152H120ZM132 151V152H131ZM163 151V152H162ZM167 151H169L168 153L170 154H168V156L167 155H165V157L164 158H166V159H169L168 157H170L171 159V161L170 160H166V159H162L163 158V153L164 154H166L165 152H167ZM187 152V153H191V155H190V159L188 158L187 160L188 161H190V162H188V163H191V165L190 164H186L185 165V163L187 162V160H186V158L185 157H188L187 155H186V153H184V152ZM207 151V154L205 153ZM211 151V152H210ZM146 153L145 155L144 154H141V153ZM154 152H156V153H154ZM160 152H162V155H161V157H160ZM175 152V153H174ZM197 152V153H196ZM121 153V154H120ZM148 153V154H147ZM174 153V154H173ZM182 153V154H181ZM193 153V154H192ZM120 154V155H119ZM123 154H125V156H126V161H125V159H124V156H123ZM129 156H128V155ZM154 154H156L159 158H161V160H166L167 162H168V164H167V162H165V163H162V162H160L159 161V158L157 159V157H154L155 155ZM200 154V155H199ZM144 155V156H143ZM149 155V156H148ZM181 155H182V158H183V160H185V161H183V162H181V160L182 159H180L181 158ZM207 155V156H206ZM132 156H133V160H135V161H133L132 160ZM135 156V157H134ZM167 156V157H166ZM171 156H173V157H171ZM199 156H202L201 157V159L202 160H200V158H199ZM121 157H123V158H121ZM129 157V158H128ZM146 157V158H145ZM148 157V158H147ZM175 157H178V160H177V158H175ZM194 157H195V161H194ZM207 157V158H206ZM121 158V159H120ZM144 158V159H143ZM149 158H150V160H149ZM193 158V159H192ZM205 158V159H204ZM124 159V162H122V160ZM151 159L153 160L154 159V161L152 162L151 161ZM157 159V160H156ZM192 159V160H191ZM198 159V160H197ZM146 160V161H145ZM175 160V161H174ZM259 160L261 161V162H259ZM139 161H141L140 163H139ZM151 161V162H150ZM170 161V162H169ZM178 161V162H177ZM133 162H134V164H133ZM176 162V163H175ZM179 162H181V164L179 163ZM203 164H202V163ZM206 162H207V164H206ZM254 162V163H253ZM257 162V163H256ZM42 163H44L43 162V160H42ZM124 165H123V164ZM152 163V164H151ZM154 163H156V164H154ZM161 163V164H160ZM174 163H175V166H176V169L175 170H177V172H175V173H183V177H182V174H180L181 175V177H180V180H178V175L176 176H174L173 174V172H174ZM179 165H178V164ZM194 163H196V165H194ZM256 163V164H255ZM148 164H151V165H149L148 166ZM159 164H160V167L159 168H163V169H159L158 168V166H159ZM202 164V166H200ZM255 164V165H254ZM145 165V166H144ZM162 165H164V167H167V168H164V167H161ZM184 166V168L185 169H181V168H183V167H181V166ZM188 165V166H187ZM253 165V166H252ZM152 166V167H151ZM172 166V167H171ZM174 166V167H173ZM187 168H186V167ZM192 166H194V167H192ZM199 166H200V168H199ZM177 167H178V169H180L179 171H178V169H177ZM180 167V168H179ZM191 167V171L193 170L192 168H194V170L192 171V172H194V173H190V170L188 169V168H190ZM143 168V169H142ZM173 168V169H172ZM132 169H134V168H127V171L128 172H132L133 170ZM169 171H168V170ZM159 170V171H158ZM162 170V171H161ZM166 170V171H165ZM188 170H189V172H188ZM155 171V172H154ZM162 172V173H159V172ZM184 171V172H183ZM198 171H199V174H198ZM210 171H211V174H209L210 173ZM189 174H188V173ZM208 172V173H207ZM213 172V173H212ZM170 173H173L172 175L170 174ZM192 175L193 177H188L187 176V178H185V175ZM218 175V177H213V176H215V175ZM126 175V177H128V178H126V183H128L127 181H129V179H130V175L129 174H125ZM168 175V176H167ZM190 175V176H191ZM200 175H201V177H202V179L201 178H199L200 177ZM207 175V176H206ZM210 175H212L211 177H210ZM171 176V177H170ZM173 177V178H172ZM178 177V178H177ZM198 177V178H197ZM207 177H209V178H207ZM184 178V179H183ZM192 178V179H191ZM205 178H207V180L205 181ZM212 178H215L216 179V181L214 180V179H212ZM167 179V183L165 182V180ZM191 179V180H190ZM213 181H212V180ZM159 181V180H158ZM159 181V182H160ZM168 181H169V183H168ZM178 181H184L183 183V185H182V182H181V186L179 187L177 184H179L180 182H178ZM205 181V182H204ZM215 181V182H214ZM221 181H223V182H221ZM204 182V183H203ZM162 183V182H161ZM129 184H130V181H129ZM176 184V185H175ZM141 185V186H140ZM139 186H140V190H141V188H142V193L144 192L145 193V191H146V193H147V188L145 189L144 188V184H140ZM143 185V186H142ZM210 186V187H209ZM220 186H221V189H220ZM223 186V187H222ZM207 187H208V189H207ZM128 188V187H127ZM202 188V187H201ZM48 189V187L47 186H45L44 187V190L46 191ZM143 189H145V190H143ZM128 190H130L129 188L127 189V191ZM209 190V191H210ZM215 192L216 194L214 195V194H212V192ZM204 193V191H201V193ZM222 194V195H221ZM204 195V194H203ZM211 195H207V198L208 199H211L209 196H211ZM213 195H214V197H213ZM130 196H132V195H127V198L129 199V197ZM205 196V195H204ZM222 196H225V201L223 202V200H221V198L222 199H224V197H222ZM242 198H243V200H242ZM238 199V200H237ZM240 199V200H239ZM219 200H221L222 202H221V204H220V202H218ZM237 200V201H236ZM226 201H229V202H226ZM236 201V202H235ZM227 203H229V204H227ZM236 203V205H234ZM227 205V207H228V210L229 211H226L225 212V210L227 209V207H225L226 205ZM232 204V205H231ZM225 205V206H224ZM229 205V206H228ZM231 205V206H230ZM215 206V205H214ZM213 206V207H214ZM224 207V208H223ZM229 207L231 208H233V210H234V212H232V214H230V210L231 209H229ZM226 208V209H225ZM222 209H225L224 211L222 210ZM233 210H231V211H233ZM220 211H222L221 213H220ZM227 212H229V214H230V216L228 215V213ZM214 213L216 214L215 215V217H217V218H215V217H213L214 216ZM72 215V216H71ZM213 215V216H212ZM254 215V216H253ZM46 215H44L42 218H44ZM56 216V215H55ZM194 217H196V219H197V216H195V215H193ZM229 216V217H228ZM199 217V216H198ZM213 217V218H212ZM226 217H228V218H226ZM72 218L74 219L75 218V215L73 214V213H71L70 214V217H69V219L70 220H72ZM212 218V219H211ZM219 218V219H218ZM254 218V219H253ZM56 219H58V222H57V220ZM216 219V220H215ZM205 221V223H204V221ZM212 220H214V223H213V221ZM219 220V221H218ZM221 220V221H220ZM56 221V222H55ZM203 223H202V222ZM217 221V222H216ZM60 222V218L58 217V216H56L55 218H54V220H53V223H51L52 224V228L50 227V225H48L47 226V230L45 231V230H43L42 229V231L41 230H39V232H38V236L39 235H41V236H39L38 238L39 239H42L43 237H44V235L46 236V235H49V236H52L53 237V235H54V230L56 229V227H57V225H58V223ZM203 225V227H202V225L200 224V223ZM208 223V225H207V223ZM219 222V223H218ZM56 223V224H55ZM210 223H212V224H210ZM218 225H217V224ZM206 224V225H205ZM217 225V227L215 226V225ZM53 225H55L54 226V228H53ZM175 225V226H176ZM195 225V224H194ZM212 225H213V227H212ZM228 225V224H227ZM257 225V226H256ZM204 226H208V227H210V228H208V227H204ZM225 228H224V227ZM0 236L2 237V236H4L5 238H7L9 235H8V233L6 234H3V232H7V230H6V228H4L2 225H0ZM48 227H49V229H48ZM216 229H215V228ZM254 227V228H253ZM256 227V228H255ZM259 227V229L261 230H259V229H257ZM4 228V229H3ZM181 228V229H180ZM207 228L209 229V230H207ZM211 228H213V229H211ZM227 228V229H226ZM240 229V231H239V233H237L238 232V229ZM51 229V230H50ZM144 229H146V228H144ZM163 229H167L168 230V232L166 231L165 233H163L164 232V230ZM200 229V230H199ZM219 229V230H218ZM220 229H221V231H220ZM226 229V230H225ZM155 230H152V232L154 231L155 232ZM162 230H163V232H162ZM173 230H174V232L175 233H173L172 234V232H173ZM199 230V231H198ZM202 230V231H201ZM206 231V233H204L205 231ZM215 230V232L218 230L219 231V233H220V235L218 236V235H216V233L217 234H219L218 232H213ZM233 230V231H234ZM48 231V232H47ZM180 231V232H179ZM183 231H184V234H182L183 233ZM208 231V232H207ZM222 231H224L223 233H222ZM46 232V233H45ZM186 232V233H185ZM193 232V235L194 236H192V234H191V236H190V234L189 233H192ZM195 232H197L196 234H197V237L198 236H200V234L201 235H203V233L204 234H208L209 232H211V233H213V235H214V233H215V235H214V237H212V235H211V233H210V235L209 236H211V237H209L208 235V237L205 235V237H207V238H205L204 236V238L202 237V236H200V237H198L197 238V240H196V235H195ZM200 232V233H199ZM2 233V234H1ZM42 233V234H41ZM165 234L164 236H166V238H167V236H168V233L170 234L169 236H171L170 238H169V236H168V238L167 239H164V238H161V235L160 234ZM232 233V234H231ZM147 234V235H146ZM154 234V235H155ZM162 234V235H163ZM181 234H182V236H184L183 237V239L185 240L184 241V245L185 246H187V244L188 243H186V242H190L188 245L189 246H187V247H185L183 244H182V246H180L181 244L180 243H182L183 241H181L180 242V240L182 239V237H181ZM189 234V235H188ZM222 234V235H221ZM224 234H226V236L228 237V241L229 242H227V239H226V236L224 235ZM235 234V235H234ZM152 235V234H151ZM176 235V236H175ZM187 235L189 236V237H187ZM231 235V236H230ZM237 235H238V238L239 239H236L235 238V236L237 237ZM262 235H263V238H262ZM7 236V237H6ZM28 238H27V237ZM149 232L147 233V231L143 234V237L145 238H149ZM173 236L175 237V238H173ZM179 236V237H178ZM185 236L187 237V238H185ZM218 236V237H217ZM223 236H225L224 238H222ZM176 237L179 239V242L177 241V239H176ZM194 237V238H193ZM202 237V238H201ZM219 237H221L222 239H220ZM24 238H25V240H24ZM150 238H151V236H150ZM193 238V239H192ZM212 238H214L215 239V241H217L216 243H215V241H214V243L212 242L214 239H212V241H211V239ZM164 239V240H163ZM168 239H170L169 241L171 242V246L173 245V244H175V242H176V245H174L175 247H178V248H175V247H173V248H171V246H168V243H169V241H167ZM182 239V240H183ZM189 239H191V240H193V241H189ZM202 239H204V240H202ZM205 239H207V241L205 240ZM209 239H210V244H209ZM218 239V240H217ZM224 239V240H223ZM14 240H16V239H14ZM23 240H24V242H23ZM162 240V242H160ZM172 240L174 241L173 242V244H172ZM196 240V242L197 243H194V241ZM199 240H200V244H198L199 243ZM202 240V241H201ZM219 240H222V242L223 241H225V242H223L224 243V246H223V244L219 241ZM17 242H15L14 244H13V246H12V251H13V254H15L16 256L17 255H20V254H24V256H28L27 257V259L25 260V261H23L22 259H21V261H18V264H30V263H35V261H34V259H35V257H34V255H29V252H30V250H31V236L30 235H26V234H23L22 235V237L19 239V240H16ZM22 241V242H21ZM29 241V242H28ZM135 241V240H134ZM164 241V242H163ZM204 241V242H203ZM206 241V242H205ZM219 241V242H218ZM18 242L20 243L19 245H18ZM124 242H126V238L124 237ZM178 242V243H177ZM202 242H203V244H202ZM227 242V243H226ZM26 243V244H25ZM163 243H167V244H163ZM191 243H194V244H196V247L194 246V245H192V246H194V249L192 248V246H191ZM204 243H207V244H204ZM218 243H220V245H221V248L219 247L218 249H217V252H220V253H217L216 252V248L218 247ZM226 243V244H225ZM23 244V245H22ZM29 245V247H27L26 245ZM71 243H68V248H67V250H69V251H72V244L70 245ZM170 244V243H169ZM180 244V245H179ZM202 244V245H201ZM216 244V245H215ZM162 245V246H161ZM163 245H165V247H163ZM204 245V246H203ZM206 245V246H205ZM208 245V246H207ZM219 245V246H220ZM18 246V247H17ZM183 246H184V248H183ZM197 246H199V247H197ZM209 246H211L212 247V249H211V247H209ZM17 247V248H16ZM23 247H25L24 248V250H23ZM161 247V248H160ZM179 247H181V249L179 248ZM188 247H190L189 249H188ZM215 249H214V248ZM224 247V248H223ZM27 248V249H26ZM166 248V249H165ZM170 248V249H169ZM191 248L194 250H191ZM200 248V249H199ZM223 248V249H222ZM152 249V248H151ZM182 249H184L185 251H186V254L187 255H189L188 257H187V255L186 254H184L183 253V256H181L180 257V255H182V253L181 252H184V250L183 251H181ZM198 249V250H197ZM209 249H210V251H209ZM147 250H150V249H147ZM147 250H146V252H147ZM161 250V251H160ZM177 250H179L178 252H177ZM191 250L192 251V253L191 252H189V251ZM214 250V251H213ZM17 251V252H16ZM21 251H23L22 253H21ZM135 251V250H134ZM160 251V252H159ZM163 251V252H164ZM181 251V252H180ZM213 251V252H212ZM222 251V252H221ZM143 250L140 252V251H138V252H134V254H136V257L138 256V255H140V256H138L137 257V259H136V261H138L139 259H141V257L143 256V255H141V254H143ZM215 252L217 253V255L215 254ZM148 253H149V251H148ZM166 253H168V251L166 252ZM175 253H176V255H175ZM188 253H190V254H188ZM199 253V254H198ZM210 253V254H209ZM179 254V255H178ZM192 254V255H191ZM201 254H203L202 256H200L201 258H204V253H201ZM215 254V255H214ZM231 254H233L235 257H231ZM146 255H147V253L145 254V260H147V261H145L144 262V258L142 259V261L144 262H142V264H145L146 262H147V264H149V263H152L151 261H149L150 259H146ZM174 257H173V256ZM179 256V258H180V261H178V257H176V256ZM185 255V256H184ZM33 257V258H32ZM109 257V256H108ZM152 257H151V259H152ZM160 257V258H159ZM176 257V258H175ZM186 259H185V258ZM199 257V259H201ZM111 257H109L108 259H107V261L108 260H110L111 262H112V258L110 259ZM139 258V259H138ZM182 258V259H181ZM204 258V259H205ZM208 258V257H207ZM30 259H31V261H30ZM156 259H152L153 260V264H155L156 263ZM197 259H195L194 258V261L195 262H193V263H191V264H199L201 261L198 259V261H197ZM217 259V260H216ZM218 259H219V261H218ZM165 260V261H164ZM183 260H185V261H183ZM190 260H191V262H190ZM207 260L208 259H205V261L207 262ZM210 260H208V261H210ZM28 261V262H27ZM106 261V262H107ZM149 261V262H148ZM200 261V262H199ZM203 259H202V264H205V262L203 263ZM212 261V260H211ZM210 261V262H211ZM109 262V261H108ZM140 262H141V260H140ZM199 262V263H198ZM208 263V264H214V262H212V263ZM215 262V263H216ZM173 263H170V264H173ZM200 263V264H201ZM206 263V264H207ZM112 264V263H111ZM156 264H159V263H156ZM181 264H183V263H181Z\"/></svg>","mask_w":264,"mask_h":264},{"label":"snow or ice","instance_id":"obj_3","mask_svg":"<svg viewBox=\"0 0 264 264\" xmlns=\"http://www.w3.org/2000/svg\"><path fill=\"white\" fill-rule=\"evenodd\" d=\"M107 264H111V262L109 261V262H107Z\"/></svg>","mask_w":264,"mask_h":264}]
</instances>
